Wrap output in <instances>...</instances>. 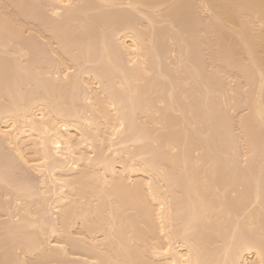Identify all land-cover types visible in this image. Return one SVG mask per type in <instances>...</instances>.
<instances>
[{"label": "bare ground", "instance_id": "obj_1", "mask_svg": "<svg viewBox=\"0 0 264 264\" xmlns=\"http://www.w3.org/2000/svg\"><path fill=\"white\" fill-rule=\"evenodd\" d=\"M6 1V0H5ZM10 1V0H9ZM13 1V0H12ZM11 1V2H12ZM15 1V0H14ZM18 1V0H17ZM20 1H22V0H20ZM25 2L27 1V0H24ZM23 1V2H24ZM29 1V0H28ZM43 1H47L48 2V4L50 5V8H49V14L47 15L49 18H44L45 20H46V23L47 22H50V24H46L45 23V21H44V19L42 20V21H44V24H42L43 25V27H44V25L45 26H52L53 24V27H49V29L51 30L52 29V32H54L53 31V29L55 30V29H57L56 31H58V28H57V26H55V25H57V24H55V22L56 23H60L59 21H64L65 23H60V24H62V25H65L66 27H64V26H62V27H60L59 28V31H58V33L59 34H54L55 36L54 37H57V39H58V42H59V44H60V47H58L59 49L61 48L62 49V52L61 53H63V51L64 52H66V55H67V53H70V55H71V58H74V63H75V61H77L75 64H83V65H87V67H88V65L90 64L91 65V69L90 68H82L83 70H77L78 71V75L77 76H74V77H72V78H74V79H70L69 80V77H68V72H64V70H67V68L66 69H64V70H62L63 72H61V74L62 75H59L58 74V70H55L54 72L53 71H50V67H49V64H47V66L49 67V69H48V67L46 68V67H44V65H42V63H41V58H39L40 57V55H38L39 53H34L33 55H32V53L33 52H35L34 51V47L32 48L33 49V51H32V49L30 48V46H29V48H27V46H26V48L27 49H31L30 51L32 52H30L29 50H28V52L29 53H25L24 54V52H27V49L25 48V46L23 47V48H25V50H23V48H22V46L21 45H23V43H25V42H23V41H21V42H19L18 43V41L16 42V43H18V46H15V47H18L17 48V50H15L14 49V51L17 53H15L14 55L16 56V55H18V54H20V53H23V55H24V57H26V58H24L23 56H22V54H20L21 55V57H23V59L22 58H20V55H18L19 56V58H18V56H11L10 58H8L9 57V54L7 53V52H11L10 53V55L12 54V51H8L7 50V48H6V53L8 54V55H6L5 56V49H4V51L3 50H1V51H3V53L4 54H2V53H0V55L2 54L3 56H0V148L2 149L3 147L4 148H6V149H8L9 151H10V153L8 154L10 157H11V159H12V157L15 159V160H17V161H19V162H21L24 166L23 167H25L26 169H29V170H32V171H35V172H37V173H39L40 174V176H39V181H38V184L36 183L35 185H33V184H31V183H33L32 181H26V179H21V178H19V180L21 179V181H16V182H12L11 180V171H10V167H8L9 165H10V163H9V165L7 164H5L4 165V162L2 163V161H1V158H0V184L1 183H5L6 184V186H5V189H4V191H6L5 193H4V197L5 196H7L8 197V193L10 192V189L11 190H13L14 191V198L12 199V197H11V199L12 200H9L10 202L12 201V205H13V214L15 215V217L18 215V216H20V218H17L18 220L20 219V221H18V220H16V223H19V224H15V227L13 226V228H15V230H16V225H17V229H19V228H21L20 229V231L21 230H23V228H24V230L23 231H25L27 228H25L26 226H29V227H32L33 225L35 226V224L37 223V222H35V220L37 219V218H35L34 216H38V219L36 220V221H41V223L39 222V224L40 225H38V230H39V226H41V224H46L47 225V227H48V225L50 226V227H48V232H45L46 231V229H44V230H42L43 228H42V226L40 227V228H42V229H40L41 231V233H42V235L40 234V236H42V237H39V238H42V239H40L39 241L40 242H36L37 244H35V243H32V242H34V240H37V239H35L34 238V236H32L33 238H32V244H34L32 247H31V245H30V247L28 246L29 245V243L27 244L25 241V237L23 236V234H21L19 231H13L14 232V235H16L17 234V232L20 234V235H17V236H20V238H21V235H22V237H23V239L25 240H22V242H24L25 244H23V243H21V244H23V247L25 246V247H27L28 246V248H25V249H27V250H21L22 251V256H24V257H20V258H24L25 259V257L27 258V256H25V255H27L26 253L28 252V253H32V251L31 250H36V251H38V253H36L37 255H35V257L36 256H38V255H40V253L42 254V256L43 255H45V256H47L48 257V255L49 256H51L52 254H53V248L54 247H59V248H61V250L62 251H64L65 253H67V251L66 250H68V249H66V247L64 246V245H60V243L59 244H57L58 242L56 241H54V240H52L51 239V236L54 234H61V230H63V234L64 235H62L63 237H64V240H66L67 241V239L69 240L70 238H72V239H74L75 237H73V233L74 232H72L71 230H70V228H72L73 226H75V224H76V220H75V218H77L78 216H80V218L78 217L77 219L79 220V219H81V225H82V227L83 226H85V228H86V225H87V227L88 226H90V224H91V226H93V225H95V223L93 222V223H89V218H87L86 217V215H87V213H86V211H87V209H86V211H85V214H84V212H82L83 214H84V216L83 215H79L78 213H76L75 212V214L73 213V211H71L70 209L73 207L74 208V206L75 207H78L79 209H77V210H80V207H81V204H82V202L80 203V200L78 199V198H76V197H78L77 195H82L83 193H85V192H87V190H85L86 189V186L87 187H94V185L96 184V186L98 185V184H100V185H98V186H103L104 185V187L106 188L107 186H108V188L109 189H107L108 191H110V189H112V193H113V195H114V198L113 197H108V199L110 198V199H112L111 201L113 202V200L115 201L114 203H112V202H109L110 203V205L113 207V209L114 210H116V211H114V215L116 216V217H119L120 216V213L122 214L125 210H126V212L128 213V217H127V214L126 215H124L125 213H123V215H121L120 217H121V219H119L120 221H122V222H120V221H116L117 222V228L115 227V229H117V230H119L120 232L121 231H123V232H125V234L124 235H126L127 233H128V231L127 230H125L126 228L125 227H127V225L126 224H128V223H126L130 218V222H129V224H128V228L129 227H131L130 225H132V227H133V225H135L136 223L134 222V224H133V221H134V219H132V218H136L137 217V215H139L138 216V218L141 220V222H144L145 223V229H147V231L150 233V239H153L154 240V238L156 237H158L159 238V242L160 241H162V244H157V245H155V243H156V241H155V243L153 242V246H151V243H149L150 244V246H148V248L149 247H151V248H149L150 249V251H149V253H148V251H146L145 253H143L145 250H147L146 248H145V250L144 249H141V248H143V247H146V246H144V245H142V247L140 248V249H138L139 247H140V245L139 246H137V248H132L134 251H135V253L132 251V257H129V256H127V255H125V254H127V253H129L128 252V249L127 248H129L127 245L128 244H126V239H125V237H129V235L128 236H125V237H123V238H119L118 239V237H116V236H114V232H111L112 234V236L114 237V238H116V239H114L115 241H113V239H112V237L111 236H109V237H111V238H109V237H107V238H105V239H108L107 241L109 242H106V240L105 241H103V242H106L105 243V246H104V248L106 247V245H107V247L108 246H110V244H111V247L112 248H114L113 250H110L111 251V254L109 253V256H108V258L107 257H105V256H107V255H105L106 254V250L109 252V247L107 248V249H105L104 250V252L103 253H105V254H103V256H100L99 257V255H101L102 254V250L100 251V250H98V252L100 251L101 252V254H100V252L98 253V254H95L96 255V257H97V259L98 258H100V259H96V257H95V255H93L92 256V258L93 257H95V259L93 258V260L90 258L91 257V255H90V257H89V255L87 256V257H89V258H87V259H85V260H83L82 262H83V264H118V263H121V262H117L116 261V259L118 258V259H120V256H118L117 258H116V256L115 255H117L118 254V252L121 254V256H124V258H126V260L128 261V262H130L129 264H135L136 262V264H140L141 262H142V260L145 258L144 256L146 255V254H150L149 256H156L157 258H160V260H161V263H158V261H156V263L155 264H213L212 263V261L214 260L215 261V264H264V216H263V213L262 212H264V209H263V211H262V209H261V207H259V205H256V204H254L253 202H256V203H260V200H261V202L263 201L264 202V194H262V193H264V190H263V187H264V184H262L263 182H264V177H263V179L261 180L260 179V177L261 176H258V177H256L255 175V177H256V179H254V178H252V179H250V174H252V173H244L245 172V170L244 169H240V168H238V171L239 170H241L240 172H242V174L244 173V177L246 176L247 177V179H246V183L243 181V180H245V178H242V176H238L237 174H239L240 175V173L238 172L237 174H236V172H234L233 171V168L235 169V167H232L231 168V166H228V167H230V171H229V169H228V167L227 166H223V168H219L218 167V165H216V166H214V165H212L211 166V168H209L208 167V169H206L205 171H203L202 170V173L203 172H205V174L203 173L202 175L199 173H192L191 175H186V171H184V173L182 172V174H181V172L180 173H176L177 175H179V174H181V177H179L178 178V176L176 175V177L178 178H176L175 177V175H173V174H170V175H173L174 176V178H175V180L177 179V181L175 182V183H179L180 181H181V183L183 184H178V187H181V185L182 186H186V182L188 183V188H186L185 186V191H183V192H185V193H183L182 191V193H183V197L184 196H187L186 197V199H185V197H184V199L188 202H186L187 204H185V206H186V208H185V210H187V211H184V209L181 211V213H182V219L181 220H183L184 219V217H185V214L187 215V217L184 219V221H183V224H181V220H179V218H176V217H178V216H175V215H179V213L180 212H178L176 209L173 211V209L175 208V207H177V206H175V205H180L181 207H179L178 206V208H180V209H182L183 207V205H181V204H183V203H185V201L184 200H182L183 201V203H182V201H180V202H177L178 200H177V198L178 199H180L182 196H179V197H177L176 198V200H175V197H172L173 198V201H174V203H172L173 201L172 200H168V196H167V192H168V189L171 191L172 189H174V188H170V185H168L169 183H167V184H163V185H161V183L160 184H158V182H160L159 181V179H158V181H154V179L152 180V178H153V176L154 175H156V173H154V172H157L158 174H159V172H161L162 170L163 171H165L164 170V165H162L163 166V168H160V167H162V166H159V164H158V162L157 161H159L160 162V159L163 157V155H164V150L163 149H165V147L164 148H158L157 147V149L156 148H154L155 149V151L154 150H152L151 149V151H153V152H156V157L157 158H159L160 156V158L159 159H157L155 156H153V157H151V156H147V157H151V159H155L156 158V160H155V162L152 164V163H149V164H152V165H150V167L149 168H145L144 169V167H136L137 165H142V160H140L141 162L140 163H138V159H136V157L134 156V155H132L131 153H129L128 151H126L125 149H127V148H125L124 149V147H126L125 145V142H126V139H124L123 138V134H122V136L120 137V138H122V139H118V141L117 140H115V139H113L112 138V136L114 135V134H116V133H119L120 135H121V133H123V131L122 130H124V129H126V127H124L123 125H125V124H127V121H129L128 119H136V117H137V112H138V116H140V112H142V111H144L145 110V107L144 106H146V104H149L148 106H151V107H149V108H153V107H155L156 108V106H157V104H156V100H160L161 99V101L162 100H165V99H167V98H169L170 97V101H172V102H167V103H170L171 105H169V106H167V105H165V103L166 102H162L164 105H160L161 107H158L159 109H158V111L160 112V115H159V117L161 116V114H162V117H163V115H166L167 114V112H169V111H171L172 109H173V111H175V110H180V112H182L181 110H182V108H180V104L182 103V101L183 100H179L180 101V103H179V105H178V99H182V97H183V95L181 96V94H184L183 92L179 95H172V93L174 92L173 90H175L176 89V87L174 88L173 87V85L175 84V82L174 81H172V79L173 80H175L174 78H172V76H171V74L168 76V73H167V71L166 70H164L166 67L164 66V64H165V59H167L168 57V53L170 54V52H172V51H174V52H176L177 53V55H176V60H178L177 62H179L180 64H178L177 63V65L179 66V65H185V63L184 62H186L187 63V61H190V62H188V64H186L187 66H191L192 67V69L195 71V73H193V72H191V69H188V71L190 70V73L189 72H186L185 73V70L188 68L186 65V68H185V70H184V73L186 74V75H188L187 73H189V75H193V77L194 78H196L195 80V82L196 83H198V81H200V83L199 84H201L204 80V78H206V75H205V77L202 75V73H200V70H198V68L196 67V65H198V64H196L195 66L193 65V62H192V57L193 58H195L193 55H192V51H193V49H195V47L193 48L192 46H195L194 44H195V42L196 41H194V39H193V37H191V32H189L190 30H193L194 28L192 27H190V24L191 23H188V25H189V27L187 28V25H184L186 22H182V18H184V17H179L178 15H180V16H186V14L185 13H183L182 14V12H186V11H188V9L189 10H191L192 11V9H191V7H194V6H191L192 4L194 5V3L196 4V0H43ZM31 2V1H30ZM29 2V3H30ZM33 2V1H32ZM46 2V3H47ZM192 2V4L190 5V3ZM200 3V6H198L199 5V3ZM8 3V2H7ZM14 3V2H13ZM18 3V2H17ZM26 3H28V2H26ZM203 3V4H202ZM10 4H12V3H10ZM15 4H16V2H15ZM14 4V6H16V8H18V5H15ZM19 4V3H18ZM33 4H34V2L32 3V5H30V7L32 8V6H33ZM48 4L46 5L47 7H48ZM67 4H70L71 5V7H66L65 5H67ZM202 4V5H201ZM8 5V4H7ZM20 5V4H19ZM23 5V4H22ZM21 5V6H22ZM35 5V4H34ZM197 7H200L201 8V11L203 10H210V12L213 14L212 16H210V17H213V19H212V21H213V25L215 24V20H216V24H215V26L216 25H218V24H220V28H219V30H217L216 29V31L214 32V34H217V32L219 33V35H217V36H215V37H217L216 39L217 40H213L214 41V43H215V41L218 43L219 42V45H217L216 43V45L217 46H219V48L221 49V51H220V49L218 48V50L219 51H217V49L215 48V47H217V46H212V44L211 43H213V41H211L212 39H210V38H212L213 37V35L211 36L210 34L211 33H213V30H211V28H212V24H210V28H209V26H205L204 28H206L205 29V31H204V29L202 30V32L201 33H204L205 32V34H203V35H201L200 36V38H202L201 40H202V42H200V40H199V42H200V44L201 43H204L205 44V46H204V48H205V50L206 49H208V51L209 52H207V50H206V52L208 53V55L210 54V53H213V58H216V57H214V50H216V53H215V55H218V56H220V52H223V50H225L226 48H228L229 47V53H231V54H229L228 53V50L226 51H224L225 52V54H227L229 57H231V62H232V64L231 65H233V66H231L230 64H229V62H228V60H229V58L227 57V55H225L226 56V58H228L227 59V68L229 69V68H231V67H233L234 68V66H236L237 68L236 69H238V66H239V68L241 69V71H242V74L244 73H246L247 72V70H248V73H249V71L251 70H253L255 73H257L258 74V76L260 77V80H259V87H257V88H259V92L257 93V95L255 96L254 94H253V96H255V97H257L256 99H255V97H253L254 99L252 100V102L253 103H251L250 101H249V103H251V105H252V107H251V105H249V107H251V108H249L250 109V111H251V114L249 115H247V117H248V119L250 118V123H254V121H255V125H253V128H256V129H252V128H249V129H252V130H258L257 132H255V131H252L253 133H254V136L252 137V135L250 136L251 138H256V143L258 142V143H261V144H257V145H260V146H258V148H255L254 147V149H252L251 148V151L253 150H256V149H260V151H261V148H263V145L262 144H264L263 142H264V0H197ZM36 6V5H35ZM120 6H125L126 8H124L123 7V10H121L122 9V7L121 8H119ZM202 6V7H201ZM1 7H3V6H1ZM5 7V6H4ZM7 7H10V6H6V8ZM46 7V8H47ZM196 7V6H195ZM23 8H24V6H23ZM22 8V9H23ZM26 8V7H25ZM29 7L27 6V9H28ZM31 8H29V9H31ZM38 8V7H37ZM204 8H206V9H204ZM9 9V8H8ZM19 9H21V8H19ZM18 9V10H19ZM6 10V9H5ZM5 10H3V11H5ZM24 10V9H23ZM197 10V8H194V11H192L193 13L195 12ZM200 10V9H199ZM7 11V10H6ZM21 11V10H20ZM103 11V12H102ZM132 11H134L133 13H134V16L136 17H138L139 18V15H140V19L139 20H141V16L143 17V19H144V21H146L145 23L146 24H142V23H140L142 26L143 25H145V26H139V24L138 23H136V24H134L133 22H137L138 21V19L135 21V17L134 16H132V18L130 17V15H131V13H129V12H132ZM198 11V10H197ZM202 11V12H203ZM25 12H27V11H25ZM47 12V11H46ZM100 12H102V14L100 13ZM188 12H190V11H188ZM188 12H186V13H188ZM4 13V12H3ZM29 13H31L30 12V10H29ZM128 13H129V15H128ZM180 13V14H179ZM98 14H99V16H98ZM135 14H138V15H135ZM192 14V13H191ZM207 14V13H206ZM205 14V15H206ZM4 16H5V14H3ZM2 15V16H3ZM6 15L8 16H10V14H9V10H8V14H7V12H6ZM25 15V14H24ZM33 15V14H32ZM36 15V14H35ZM39 15H42V14H40L39 13ZM45 15V14H44ZM101 15H102V17H101ZM157 15H159L160 17H162V19L159 17H156ZM189 15H190V13H189ZM211 15V14H210ZM3 16V17H4ZM28 18H29V15L27 14L26 15ZM31 16V15H30ZM46 16V15H45ZM44 16V17H45ZM82 16V17H81ZM94 16V17H93ZM154 16L156 17V20H154ZM196 16V15H195ZM13 17V16H12ZM12 17H8V19L9 18H11V21H12V19H14V17L12 18ZM26 17V18H27ZM34 17V16H33ZM32 17V18H33ZM36 17H37V15H36ZM42 17V16H41ZM95 18V19H92V18ZM97 17H100V18H97ZM187 17H189V16H187ZM194 17V16H193ZM201 17V16H200ZM203 17V16H202ZM208 17V16H207ZM7 18V17H6ZM6 18H5V22H6ZM97 18V19H96ZM133 18H135V19H133ZM179 18V19H178ZM3 19V18H2ZM16 19V18H15ZM89 19V21L87 22V20ZM100 19V20H99ZM132 19L134 20V21H132ZM188 19V18H187ZM196 19V18H195ZM195 19L193 18V20L195 21ZM204 19V18H203ZM209 19V18H208ZM208 19L206 20L207 22H209L208 21ZM19 20H21V19H18V21ZM30 20V19H29ZM40 20V19H39ZM40 20V21H41ZM91 20H92V22L95 24L97 21L99 22V24H101V23H103L102 25H101V27H100V25L98 24V22H97V27H100L101 28V31H100V39H99V41H98V48H100V46H101V48H100V51H99V53L98 54H92V53H96L95 51L96 50H94V49H92V51L90 50V49H88V45L90 46L89 48H92V44H90V43H92V42H90V41H88L87 39H89L88 37H87V35L89 36V34H86V32H85V30H88V28H89V26H87L86 27V25H90V23H91V26H92V22H91ZM96 21V22H94V21ZM158 20H160V21H158ZM181 20V21H180ZM199 20V19H198ZM1 21V20H0ZM9 21H10V19H9ZM15 21V20H14ZM13 21V22H14ZM16 21H17V19H16ZM15 21V22H16ZM37 21V20H36ZM101 21V22H100ZM158 21V23H156ZM162 21V22H161ZM185 21H186V18H185ZM193 21V22H194ZM200 21H201V19H200ZM204 22V23H207V22ZM14 22V23H15ZM22 22V21H21ZM139 22V21H138ZM155 22V23H154ZM161 22V23H160ZM165 22V24H163ZM188 22H190V20H188ZM192 22V21H191ZM2 22H0V31H2V30H4V28L2 29V27L4 26V27H6L5 25H3V23L1 24ZM38 23V22H37ZM43 23V22H42ZM70 23H72L71 25H72V27H71V25H70ZM89 23V24H88ZM108 23V24H107ZM180 23H183L182 25H180ZM195 23V26L197 25L196 24V21L194 22ZM197 23H199V21L197 22ZM5 24V23H4ZM11 24V23H10ZM209 24V23H208ZM2 25V26H1ZM40 25V24H39ZM68 25V26H67ZM70 25V26H69ZM73 25H75V26H73ZM159 25H161V26H159ZM165 25H167V27L165 28L164 26ZM192 25V24H191ZM201 25V24H200ZM47 26V27H48ZM59 26H61V25H59ZM77 26H78V29L80 28V27H82L81 29L82 30H84V33H82L83 31L81 30L80 32H78V36L75 38V35H74V33H71V32H73L74 30L76 31V30H78V29H76L77 28ZM80 26V27H79ZM85 26V28H83ZM94 26V25H93ZM92 26V28H94ZM157 26V27H156ZM163 26V29H165L164 31H163V29H160V27H162ZM182 28H184L185 26V29L182 31L181 30V27ZM204 26V25H203ZM221 26H222V28H221ZM8 27V26H7ZM6 27V28H7ZM41 27V26H40ZM64 27V29H68L67 31L69 32H67V33H64V32H66V30H62L61 28H63ZM69 27V28H68ZM71 27V28H70ZM218 26H216L215 28H217ZM225 27V28H224ZM44 28H46V27H44ZM170 28V29H169ZM187 28V29H186ZM159 29L161 30V31H159ZM167 29V30H166ZM190 29V30H189ZM227 29V30H226ZM229 29V30H228ZM8 30H9V28H8ZM46 30H47V28H46ZM64 31L63 33H62V31ZM94 30V29H93ZM168 30H171V31H168ZM223 30V31H222ZM227 31V32H225V31ZM5 31H6V29H5ZM5 31H4V33H5ZM55 31V32H56ZM60 31H61V33H60ZM170 33V34H168V32ZM185 31H187V33H188V37L186 36L187 34H186V32ZM204 31V32H203ZM229 31V32H228ZM231 31H233L232 32V34H231V37L233 36V38H231L230 37V35H229V33H231ZM159 32H161V33H163L164 34V36L162 35V36H160L161 35V33H159ZM166 32V33H165ZM174 32V33H173ZM209 32H211L210 34H208ZM1 34H2V32H0ZM6 33H10V30H9V32H6ZM88 33V32H87ZM191 33V34H190ZM200 33V32H199ZM51 34H53V33H51ZM86 34V35H85ZM172 34H177L178 36H179V39H178V44H177V48H175V49H173V47H172V51H170L169 52V48L166 46V43L168 42H166V43H164L165 41H166V39H164V38H168V40L170 39V40H172ZM233 34H235V35H233ZM6 35V34H5ZM70 37H69V36ZM74 35V36H73ZM83 35V36H82ZM166 35V36H165ZM193 35V34H192ZM200 35V34H199ZM209 35V36H208ZM12 36V35H11ZM72 36V37H71ZM79 36H81V37H79ZM177 36V37H178ZM189 36L192 38H189ZM196 36V35H195ZM204 38H203V37ZM79 37V38H78ZM82 37H84V38H82ZM90 37V36H89ZM176 37V38H177ZM197 37V36H196ZM195 37V38H196ZM208 37H210V38H208ZM81 38V42L78 40V39H80ZM87 38V39H86ZM160 38H163V39H161L160 40ZM175 38V39H176ZM189 38V39H188ZM231 38V39H230ZM7 39H9V38H7ZM73 39V40H72ZM85 39H86V41H85ZM175 39H174V41H175ZM211 41L210 43H209V41ZM11 40V39H10ZM72 40V41H71ZM162 40H164V41H162ZM197 40V39H196ZM219 40V41H218ZM8 41V40H7ZM74 41V43H72ZM83 41V42H82ZM88 41V42H87ZM194 41V42H193ZM4 42V41H3ZM84 42H86V43H84ZM90 42V43H89ZM191 42H193V45H192V43ZM222 42V43H221ZM9 43V42H8ZM22 43V44H21ZM80 43H82V45L80 44ZM164 43V44H163ZM169 43H170V41H169ZM12 44V43H11ZM21 44V45H20ZM26 44V43H25ZM29 44V43H28ZM79 44V45H78ZM87 44V45H86ZM203 44V45H204ZM209 44V45H208ZM211 44V45H210ZM224 44V45H223ZM3 45L5 46V44H2V46L0 45V48H2L3 47ZM13 45V44H12ZM20 45V46H19ZM86 45V46H85ZM176 45V44H175ZM214 45V44H213ZM226 45V46H225ZM7 46V45H6ZM32 46V45H31ZM174 46V45H173ZM15 47H13V48H15ZM83 47H85V48H83ZM213 47V48H212ZM222 47L223 48H225V49H222ZM9 48H11V47H9ZM12 48V49H13ZM80 48V49H79ZM198 48V47H197ZM12 49H10V50H12ZM87 49L88 50H90V51H87ZM24 51V52H22V51ZM80 50V51H79ZM196 50V49H195ZM193 51L194 53V55H197L196 54V51ZM204 50V51H205ZM0 51V52H1ZM82 51V52H81ZM84 51V52H83ZM94 51V52H93ZM200 51H202V50H200ZM60 52V51H59ZM173 52V55L174 54H176V53H174ZM203 52V51H202ZM219 52V53H218ZM82 53V54H81ZM26 54H28V57H27V55ZM81 54V55H80ZM190 54H191V56H190ZM26 55V56H25ZM35 55V56H34ZM37 55V56H36ZM68 56H69V54H68ZM80 56V57H79ZM95 56V57H94ZM98 56V60H97V63H100L99 62V60L100 61H102L103 62V59L105 60V61H107L108 63H106V64H104V65H101L102 63H100V65L101 66H111L110 68L109 67H106L108 70H106V68L104 67V69L105 70H103L104 72L102 73H100V75L99 74H97V73H95V70H93L92 69V62H94V59L96 58ZM171 56H172V54H171ZM200 56H201V54H200ZM8 59H7V58ZM70 57V56H69ZM138 57H142V58H150V61H149V63L150 62H152L151 63V68L152 69H154L153 67H157L156 69H158V70H156V73L158 74V76H157V79H155L154 80V83H155V81H156V84L158 83L157 82V80H158V78L160 79H162L161 81L160 80H158L159 82H161V83H158L157 84V86H153L154 85V83L152 84V86H151V89L153 90V91H151L152 93L154 92H157V91H160V92H162V94L161 95H159L160 93H158L157 92V95L158 96H156V98H154V102H155V105H154V103H153V101H152V103L153 104H150V102L151 101H149V100H147V101H145L146 99H149L148 97H146V99L145 100H143L144 102H148V103H144V104H141V102L139 103V101H140V99H139V93H137V89H135L137 86V84L135 83L136 81H139V80H136L135 81V74H138L137 72H139V70H140V68H143V67H145L146 66V63H147V61L145 60V61H143L144 63H143V67H141V66H137L136 65V68H137V71H135V70H133V69H135V65H132V67L130 68V67H127L128 65H123V63L125 64L126 63V61L129 63H132V64H137L138 62V64H140L141 62H140V60L138 59ZM174 57V56H173ZM207 57V56H206ZM123 58L125 59L124 61H123ZM190 58V59H189ZM200 58V57H199ZM203 58V57H202ZM220 58V57H219ZM218 57L216 58V59H219ZM221 58H222V54H221ZM38 59L40 60V61H38ZM102 59V60H101ZM117 60V62L115 61V60ZM169 59V58H168ZM167 59V60H168ZM198 59V58H197ZM215 59V60H216ZM118 60H119V62L121 61L122 62V66H121V62H120V64H118ZM164 60V61H163ZM167 60H166V62H167ZM215 60H211V62H215ZM224 60V59H223ZM236 61V62H234L235 64H233V61ZM72 61V60H71ZM142 61V60H141ZM219 61V62H218ZM217 62V66H219L220 65V62H221V64H222V61H220V59L218 60ZM225 62H226V59L224 60ZM29 62V63H28ZM40 62V63H39ZM30 65L29 67H32V68H27V66H28V64ZM105 63V62H104ZM110 63V64H109ZM164 63V64H163ZM184 63V64H183ZM190 63H192V64H190ZM195 63H198V62H196L195 61ZM216 63V62H215ZM78 64V66H80ZM81 64V65H82ZM162 64H163V66H162ZM167 64V63H166ZM165 64V65H166ZM83 65H82V67H83ZM141 65V64H140ZM153 65V66H152ZM154 65H156V66H154ZM51 66V65H50ZM73 66V65H72ZM77 66V65H76ZM96 66H97V64H96ZM100 66V67H101ZM123 66H125V67H123ZM147 66H149V65H147ZM146 66V67H147ZM149 66V67H150ZM184 66V67H185ZM199 66V65H198ZM214 66V65H213ZM224 66H225V69H226V63L224 64ZM224 66H223V68H224ZM81 67V66H80ZM132 69L131 70V72H130V70L128 71V69ZM145 67V68H146ZM149 67H147V68H149ZM165 67V68H164ZM181 67H183V66H181ZM215 67V66H214ZM242 67V68H241ZM244 67V68H243ZM15 68V71H16V68L19 70V72H18V74H20V72H22L21 73V75H18V74H15V73H13L14 71H13V69ZM52 68V67H51ZM102 68V67H101ZM112 68H114L115 70L113 71L112 70V73H115V71H117L116 72V74L115 75H118V76H120V77H118L117 76V79L119 80V78H120V85H121V87H123V86H125V88L123 87L122 89H123V91H122V89H120L119 91L120 92H122V93H120L119 92V94H118V96H117V94L115 93H113V94H111V92L110 91H112V88H111V90H109V92L110 93H108V91H106V90H108V88H109V86L110 85H108V83H112V81H110L109 79L111 78L110 76H112L113 77V75L111 74L110 76H109V70H111ZM125 68V69H124ZM144 68V69H145ZM219 68H221V67H219ZM219 68H216V70L217 69H219ZM5 69V70H4ZM80 69V68H79ZM94 69H95V67H94ZM98 69V68H97ZM96 69V70H97ZM127 69V70H126ZM139 69V70H138ZM144 69H141V72H143V70ZM239 69V70H240ZM242 69H245L244 70V72H243V70ZM250 69V70H249ZM102 70V69H101ZM125 70V71H124ZM147 70V69H146ZM183 70V69H182ZM192 70V71H193ZM196 70H198V71H196ZM221 71H223L224 69H220ZM220 70H218V71H220ZM227 70V69H226ZM32 71V72H31ZM107 71H108V73H107ZM148 71H149V69L146 71L147 73H148ZM154 71H155V69H154ZM218 71H216V72H218ZM27 72H29V73H27ZM31 72V73H30ZM98 72H99V70H98ZM106 72V73H105ZM130 72V73H129ZM135 74H134V73ZM208 72V71H207ZM80 73V74H79ZM119 73V74H118ZM146 73V76L148 75ZM159 73L161 74L160 75V77H159ZM198 73H200V74H198ZM224 73V72H223ZM229 73V72H228ZM241 73V72H240ZM247 73V74H248ZM24 74H28L29 76H30V78L28 77V79H27V77L26 78H23V75ZM77 74V72L75 73V75ZM134 74V75H133ZM150 75H151V73H149ZM154 74H155V72H154ZM197 74H198V79H197ZM217 74V73H216ZM225 74V73H224ZM251 74H252V72H251ZM18 75V76H17ZM103 75H107V76H103ZM156 75V74H155ZM188 75V76H189ZM200 75V76H199ZM26 76V75H25ZM24 76V77H25ZM134 76V77H133ZM139 76V75H138ZM137 76V78L138 79H140L139 77ZM142 76H143V74H142ZM163 76V77H162ZM203 76V81L200 79V77H202ZM247 76V75H246ZM76 77V78H75ZM89 77H92V79H96L95 81H96V85H97V83H98V86H96L95 88V90H96V92H98L97 90L100 88V92H101V94L103 95L102 97L104 98V100L102 99V102L104 103V104H106V105H104L102 102H100V100H98V101H96V99H95V95L93 96V94L92 93H94V92H91V90H93L90 86H89ZM108 77V78H107ZM133 77V78H132ZM141 77V76H140ZM171 77V79H169ZM175 77V76H174ZM177 77V76H176ZM190 77H192V76H189V78ZM250 78H251V76H249ZM22 78V79H21ZM143 78V77H142ZM154 78H156V77H154ZM167 78H168V80H167ZM182 78V77H181ZM188 78V79H189ZM27 79V80H26ZM130 79H132V80H130ZM166 81H165V80ZM209 79V78H208ZM247 79H249V78H246V81H247ZM252 79H253V77H252ZM252 79L250 80L249 79V82L250 81H252ZM19 80H21V82L22 81H24V82H18ZM26 80V81H25ZM91 80V79H90ZM111 80H112V78H111ZM134 80V81H133ZM165 81V82H167V83H165V84H167L168 86L166 87L165 86V89H163V90H165L164 92H166V94L161 90V89H159L158 87H160L161 85L160 84H162L163 82L162 81ZM178 80V79H177ZM186 80V79H185ZM198 80V81H197ZM110 81V82H109ZM129 81H130V85H129ZM134 83H133V82ZM179 81V80H178ZM183 81V80H182ZM188 81V80H187ZM193 81V80H192ZM152 82V81H151ZM172 82V83H171ZM180 82H181V80H180ZM185 82V81H184ZM183 82V83H184ZM205 82H206V80H205ZM205 82H204V84H205ZM249 82H246V83H249ZM106 83V84H105ZM174 83V84H173ZM182 83V82H181ZM187 83V82H186ZM186 83H184V84H186ZM211 83V82H210ZM252 82H250V84H251ZM100 84V85H99ZM104 84L106 85V86H104ZM133 84H135V85H133ZM151 84V83H150ZM149 84V85H150ZM180 84V83H179ZM188 84V83H187ZM194 84V83H193ZM203 84V83H202ZM208 84V83H207ZM21 85V86H20ZM80 85H81V87L83 88V90H80L79 89V87H80ZM127 85V86H126ZM128 85H129V88H128ZM149 85L147 86L148 88H150L149 87ZM190 85H192V84H190ZM196 85V84H195ZM210 87H209V86ZM208 85H206L205 84V86H208L209 88H206L205 89V87L203 88V89H205V91L207 90V93H205V91H204V93L202 94V95H204L205 96V94H206V98H207V100H208V104H209V101L212 103V102H216V99H210V98H214V97H216V93L213 91V86H211V85H213V84H208ZM256 85H258V84H256ZM134 86H136V87H133ZM163 86V85H162ZM174 86H178V85H174ZM186 86V85H185ZM184 86V87H185ZM65 87H67V90H69V92H67V90H66V92L63 90V92H62V89H64ZM139 87V86H138ZM213 89H212V88ZM218 87V86H217ZM107 88V89H106ZM133 90H135V91H133ZM146 88V87H145ZM148 88H146V90H150V89H148ZM164 88V87H163ZM183 87H181V89H182ZM201 88V87H200ZM199 87H198V90L200 89ZM257 88H255V89H257ZM66 89V88H65ZM128 89V90H127ZM131 89V90H130ZM140 89H141V87H140ZM159 89V90H158ZM194 89V88H193ZM202 89V88H201ZM200 89V91H202ZM210 89H212V90H210ZM127 90V91H126ZM177 90L179 91L180 89L179 88H177ZM218 90V89H217ZM258 90V89H257ZM94 91V90H93ZM124 91H126L125 93H124ZM190 91V90H189ZM192 91V90H191ZM195 91V90H194ZM208 91H209V93H208ZM214 92V94L212 93V92ZM216 91V90H215ZM255 92H256V90H254ZM132 92V93H131ZM143 92V91H142ZM210 92L213 94V95H210ZM99 93V92H98ZM134 93H135V96H134ZM147 93H149V92H147ZM96 94V93H95ZM125 94L127 95L126 97H128V98H126L127 100H126V102H125V100H123L124 99V97H123V95L125 96ZM131 94H133V95H131ZM136 94H138V96L136 95ZM174 94H175V92H174ZM208 94V95H207ZM122 96V97H120V96ZM163 95V96H162ZM167 95H168V97H167ZM200 95V94H199ZM202 95H200L201 97H202ZM215 95V96H214ZM220 95V94H219ZM133 96V97H132ZM143 96V95H142ZM150 96V95H149ZM151 96L152 97H150V100H151V98H153V94H151ZM159 96H162V98L160 97L159 99L157 98V97H159ZM164 96H166L167 98H164ZM173 96H180L181 98H178V97H173ZM193 96H194V94H193ZM198 96V95H197ZM199 96V97H200ZM204 96H203V98H204ZM208 96V97H207ZM210 96V97H209ZM213 96V97H212ZM188 97V96H187ZM195 97V96H194ZM198 97V98H199ZM97 98H99L98 96H97ZM141 98V97H140ZM189 98V97H188ZM202 98V99H203ZM206 98H204V100L206 99ZM216 98H218V97H216ZM137 101H136V100ZM142 99V98H141ZM252 99V98H251ZM186 100V99H185ZM184 100V101H185ZM249 100H250V98H249ZM142 101V102H143ZM78 102H80V104L78 103ZM201 102V101H200ZM77 103L81 106V103H83L82 105L83 106H77ZM198 103H199V101H198ZM210 103V104H211ZM217 103L218 102H216L215 104L214 103H212V105L214 106H216L217 105ZM141 104V105H140ZM193 104V103H192ZM192 104H190L191 106H192ZM182 105V104H181ZM194 105V104H193ZM197 105V104H196ZM211 105V106H212ZM147 106V107H148ZM153 106V107H152ZM162 106L163 107H165L166 109H170V110H166L165 108H164V111L162 110L163 108H162ZM186 105H184V108H186L185 107ZM188 106V105H187ZM202 106V105H201ZM205 106V109L204 108H202V109H204V110H206V107H207V104L206 105H204ZM209 107L208 108H210L211 106L210 105H208ZM144 107V108H143ZM168 107V108H167ZM177 107H179V108H177ZM203 107V106H202ZM86 108H90V112L87 114V113H84V111H85V109ZM109 108V109H108ZM111 108V109H110ZM144 110H143V109ZM187 108H190V107H187ZM211 108H213V107H211ZM215 109H214V111H216V110H218V109H216V107H214ZM147 109V108H146ZM157 109V108H156ZM155 109V110H156ZM191 109V108H190ZM189 109V113H191L192 111V109L190 110ZM249 109H248V111H249ZM87 110V109H86ZM108 110H111L112 111V113H111V111H108ZM142 110V111H141ZM154 110V109H153ZM164 112V113H161L162 111ZM165 110H166V112H165ZM195 110V109H194ZM199 110H201V109H199ZM204 110H202V111H204ZM208 110V109H207ZM206 110V111H207ZM210 110V109H209ZM220 110V109H219ZM140 111V112H139ZM146 111V110H145ZM205 111V112H206ZM114 112V113H113ZM180 112H177V113H180ZM187 111H185V114H189L188 112L186 113ZM195 112V111H194ZM193 112V113H194ZM209 112H213V110L211 111H209ZM209 112H207L206 114H208ZM111 113V114H110ZM166 113V114H165ZM217 113H218V111H217ZM248 113H250V112H248ZM112 114H114V116H115V114H117L118 115V117L116 118V116H115V119L116 120H119L117 123H111L108 119L110 118V119H113V118H111L113 115ZM170 114V113H169ZM169 114H167L169 117H172V116H170ZM182 114V113H181ZM184 114V113H183ZM184 114V115H185ZM201 114V113H200ZM205 113L203 112V114H201V115H204ZM205 114V115H206ZM213 114V116L216 114L215 112H213L212 113ZM108 115H110V116H108ZM112 115V116H111ZM179 115V116H178ZM191 115V114H190ZM194 115V114H193ZM113 116V117H114ZM168 116H166V118H164L165 120H162V124H164L165 125V127L166 128H164V130L163 131H161V132H159V133H161V134H165L164 135V138H161V137H163V136H161L160 138L162 139V140H167V142H168V140L170 141V138H171V135H173V133L175 132L174 130V132L173 131H171V132H173L172 134H171V132H169V129L171 130V129H173V125H174V123L176 124V122L175 121H178L179 122V119H177V117L178 118H180L181 116H180V114H177V117L174 115L173 117L175 118V119H177V120H175L174 119V122H173V117L172 118H168ZM209 116H211V117H213L212 115H208V117ZM109 117V118H108ZM159 117H156V119H160L161 120V117L159 118ZM188 117V116H187ZM192 117V116H191ZM200 117V116H199ZM205 117V116H204ZM218 117V116H217ZM244 117V116H243ZM137 118H139V117H137ZM141 118V117H140ZM146 118H148L147 119V121H149V117H146ZM145 117H143V119L145 120L146 119ZM182 118H184L183 116H182ZM189 118V117H188ZM206 118H207V116H206ZM210 118V117H209ZM245 118V117H244ZM243 118V119H244ZM99 119H103L102 121L100 120L99 121ZM133 119V120H134ZM191 121L193 120V119H191V118H189ZM210 119H212V118H210ZM214 119H215V116H214ZM218 119V118H217ZM220 119V118H219ZM223 119V118H222ZM240 119H241V117H240ZM239 119V120H240ZM243 119L241 120V121H239V122H244L247 118H245V120L243 121ZM248 119H247V121H248ZM251 119H252V122H251ZM142 120V119H141ZM198 120V119H197ZM104 121V122H103ZM135 122H136V120H134ZM150 121L152 122V117H151V119H150ZM159 121V120H158ZM164 121H166L165 123H167V126H166V124L164 123ZM181 121V120H180ZM183 121V122H182ZM181 122H182V124L183 123H187V121H184V119L182 120ZM212 121V120H211ZM215 121V120H214ZM224 121V120H223ZM222 121V122H223ZM140 121L138 120V123H139ZM146 122V121H145ZM160 122V121H159ZM195 122H197V121H195ZM207 122V121H206ZM228 122H230V121H228ZM248 122V124H249V126H250V123ZM130 123H132V121L130 120ZM138 123H136L137 124V126L138 125H140L141 126V124H142V122H141V124H138ZM180 123V122H179ZM240 123V124H241ZM134 124V123H133ZM144 124H146V123H144ZM144 124H142V125H144ZM188 124H190V122L188 123ZM215 124H217V120H216V123ZM214 123L212 124V125H215ZM245 124V123H244ZM163 125V126H164ZM207 125V124H206ZM210 125V126H209ZM220 125V124H219ZM219 125H215V126H218L219 127ZM222 125H223V123H222ZM246 125V124H245ZM122 126L124 127V129H122ZM126 126V125H125ZM180 126H181V124H180ZM207 126H209V127H211V124L210 123H208V125ZM227 126V125H226ZM226 126L223 128V129H225L226 128ZM239 126V125H238ZM241 126H243L244 127V125H242L241 124ZM248 126V125H247ZM142 127H144L145 128V126H142ZM175 127H176V125H175ZM208 127V128H209ZM222 126H220V128H221ZM243 127H241L242 129H243ZM128 128V127H127ZM181 128H182V126H181ZM181 128H179V129H181ZM186 128V127H185ZM206 128V127H205ZM238 128H240V126L238 127ZM122 129V130H121ZM166 129H168L167 131H166ZM211 129V128H210ZM217 129V128H216ZM248 129V130H249ZM121 130V131H120ZM128 130L129 129H127L126 131H127V133H128ZM140 130H141V132H142V128L140 127ZM139 130V131H140ZM147 130V129H146ZM176 130V132H177V130H178V128H176L175 129ZM204 130V129H203ZM202 130V131H203ZM208 130V129H207ZM239 130H241V129H239ZM246 130V129H245ZM148 131V130H147ZM167 133H169V135L168 134H166V132ZM183 131V130H182ZM181 130L180 131H178V132H181L180 134H182L183 132H182ZM209 131V130H208ZM215 131V130H214ZM213 131V132H214ZM223 131H226V130H223ZM251 131V130H250ZM7 132V134L5 135V133ZM125 132V131H124ZM141 132H137L135 135H137L136 137H138V138H134L135 140L134 141H136V142H140V140L142 141V139L146 136V135H144V137H141L143 134L141 133ZM153 131H151L150 133H152ZM186 132V131H185ZM189 132V131H188ZM221 132V131H220ZM219 132V133H220ZM244 132V134L246 133L245 131H243ZM251 132V134H253ZM126 133V132H125ZM126 133V134H127ZM143 133H146V131L144 130L143 131ZM155 133V132H154ZM199 133V132H198ZM202 133H204V132H202ZM207 133V132H206ZM249 133V132H248ZM247 133V134H248ZM255 133H256V136H255ZM103 134H108V137H107V139H109V141H110V143H109V145H108V149H109V151H110V153H108V154H113L117 159H116V163H110V161L113 159V158H110L111 160L110 161H108V160H106L107 159V154H104V152H101L100 153V155L99 156H97V157H92V154H93V152H94V140L96 139V138H98V137H101L100 139H102V136H103ZM125 134V135H126ZM149 136L151 135V134H149V133H147ZM153 134V133H152ZM176 134V133H175ZM174 134V135H175ZM183 134H185V133H183ZM242 134V133H241ZM124 135V136H125ZM139 135V136H138ZM154 135V134H153ZM167 135V136H166ZM173 135V136H174ZM216 135H218V134H216ZM230 135V134H229ZM263 135V136H262ZM128 136V135H127ZM130 136V135H129ZM148 136V137H149ZM167 138H166V137ZM169 136V137H168ZM187 136V135H186ZM246 137L244 138L245 140L247 139V140H249L250 139V137L248 136V135H245ZM135 137V136H134ZM139 137H140V139H139ZM148 137H145L143 140L145 141V139L146 138H148ZM157 137V141H159V139H158V133H157V135H155V138ZM180 137H182L181 135H179L178 134V138H180ZM191 136H189V138H190ZM221 137V136H220ZM222 137H224V135L222 136ZM261 137H263L262 139H261ZM131 138V137H130ZM142 138V139H141ZM154 138V139H155ZM178 138H175L176 140L178 139ZM211 138L213 139V137L211 136ZM219 138V137H218ZM139 139V140H138ZM160 139V142L162 141ZM175 139L172 141V142H174L175 141ZM201 139H202V137H201ZM200 139V140H201ZM210 139V138H209ZM211 139V140H212ZM217 139V138H216ZM219 139H221V138H219ZM219 139H218V141H219ZM225 139V138H224ZM114 140V141H113ZM130 139H128L127 141H129ZM147 140V139H146ZM203 140H204V137H203ZM246 140V141H247ZM253 140V139H252ZM178 141V140H177ZM188 141H189V139H188ZM216 141V140H215ZM225 141V140H224ZM261 141V142H260ZM263 141V142H262ZM167 142H166V144H167ZM176 142V141H175ZM174 142V143H175ZM184 142H185V140H184ZM208 142V141H207ZM212 142V141H211ZM249 142V141H248ZM142 143V142H141ZM162 143H164V142H162ZM180 143V142H179ZM210 143V142H209ZM215 143V142H214ZM213 143V144H214ZM251 143V142H250ZM125 144V145H124ZM159 143H157V145H158ZM177 143H175V144H173L174 146L176 145ZM187 144V143H186ZM205 144V143H204ZM208 144V143H207ZM218 144V143H217ZM216 144V145H217ZM248 144V143H247ZM252 144H254V143H252ZM147 145V144H146ZM161 145V144H160ZM160 145H159V147H160ZM163 145V144H162ZM189 145V144H188ZM262 145V146H261ZM118 146V147H117ZM124 146V147H123ZM155 146V145H154ZM165 146V145H164ZM210 146V145H209ZM227 146V145H226ZM129 147V146H128ZM172 147V146H171ZM170 147V148H171ZM176 147H178V146H175V148ZM184 147V146H183ZM186 147V146H185ZM204 147V146H203ZM251 147V146H250ZM260 147V148H259ZM169 148V149H170ZM135 149H137V147L135 148ZM161 149V150H160ZM172 149V148H171ZM250 149V148H249ZM138 150V149H137ZM144 150V149H143ZM142 149L140 150V151H143ZM147 150H148V148H147ZM149 150H150V148H149ZM157 150H159L160 152H162V153H159ZM167 150H168V148H167ZM180 150H182V149H179V151ZM184 150H186V149H184ZM220 150V149H219ZM145 151V150H144ZM143 151V152H144ZM151 151L149 152V154H147V155H151ZM173 151V150H172ZM183 151V150H182ZM213 151H215V150H213ZM249 151V150H248ZM263 151H264V148H263ZM261 152L263 155H264V152ZM4 152V151H3ZM159 154H158V153ZM205 152H207V151H205ZM205 152H203V153H205ZM259 152V151H258ZM258 152L256 153V154H258ZM148 153V152H147ZM167 153H170L169 152V150L166 152V154ZM172 153V152H171ZM176 153H178V152H176ZM180 153V152H179ZM182 153H184L183 154V156L186 154L185 152H182ZM208 153V152H207ZM221 153V152H220ZM255 153V152H254ZM116 154V155H115ZM145 154V153H144ZM153 154H155V153H152V155ZM161 154H163V155H161ZM166 154H165V158H166ZM216 154V153H215ZM235 154V153H234ZM0 155H1V153H0ZM7 155V154H6ZM138 155V154H137ZM174 155H175V153H174ZM179 155V154H178ZM206 155V154H205ZM204 155V156H205ZM209 155H210V153H209ZM209 155H208V157H209ZM224 155V154H223ZM251 155V154H250ZM259 155H261V154H259ZM168 156V155H167ZM171 156H173V154L171 155ZM201 156H202V154H201ZM252 156V155H251ZM110 157V156H109ZM114 157V158H115ZM140 156H138L137 158H139ZM142 157V159L144 158L143 156H141ZM155 157V158H154ZM176 157H178V156H176ZM176 157H173V158H176ZM181 157H182V155H181ZM184 157H186V156H184ZM207 157V156H206ZM172 158V157H171ZM204 158V157H203ZM212 158H213V156H212ZM212 158L210 157V159H211V161H215V159L214 160H212ZM235 158V157H234ZM148 159V158H147ZM146 159V160H147ZM200 159V158H199ZM221 159V158H220ZM250 159V158H249ZM253 159V158H252ZM6 160V159H5ZM114 160V159H113ZM171 160V159H170ZM208 160H209V158H208ZM217 160H219L218 158H217ZM226 160V159H225ZM228 161H230V157H229V159H227ZM6 161H8V160H6ZM5 161V162H6ZM115 161V160H114ZM161 161H162V159H161ZM173 161H174V159H173ZM172 161V162H173ZM220 161V160H219ZM95 162H97L99 165L101 164V166H99V169L95 172V173H93V172H90V169L91 168H93V165L95 164ZM157 162V164H158V166L156 167V165H155V163ZM171 161H169V165H170V163H172ZM184 162H185V159H184ZM184 162H182L181 164H184ZM187 162V161H186ZM224 162V161H223ZM226 162V161H225ZM233 162V161H232ZM247 162V161H246ZM252 162V161H251ZM254 162V161H253ZM253 162H252V164H253ZM216 163V162H215ZM231 163V162H230ZM229 163V164H230ZM144 164L146 165V163L144 162ZM166 164V163H165ZM203 164V163H202ZM209 164V163H208ZM218 164H220L219 162H218ZM232 164V163H231ZM262 164V163H261ZM144 165V166H145ZM155 166V168H156V171H154L155 170V168H154V166ZM187 165H188V162L186 163V167H187ZM222 165H224V164H222ZM222 165H219L220 167H222ZM226 165V164H225ZM228 165V164H227ZM235 165V164H234ZM238 165V164H237ZM251 165V164H250ZM249 165V166H250ZM143 166V165H142ZM148 166V165H147ZM151 166L153 167V168H151ZM171 166V165H170ZM193 166V165H192ZM200 166H201V164H200ZM209 166H210V164H209ZM246 166V165H245ZM166 167H167V165H166ZM175 167H177V166H174V168ZM205 167H206V165H205ZM204 167V168H205ZM244 167V166H243ZM247 167V166H246ZM246 167H244V168H246ZM250 167H253V166H250ZM250 167H247V168H249V172H251L250 171ZM257 167H258V164H257ZM256 167V168H257ZM259 167H260V165H259ZM261 167H262V165H261ZM158 168L161 170V171H158ZM169 167H167V169H168ZM173 168V167H172ZM193 168H194V166H193ZM207 168V167H206ZM242 168V167H241ZM246 168V169H247ZM254 168V167H253ZM153 169V170H152ZM166 169V168H165ZM179 169V168H178ZM183 169H184V165H183ZM228 169V170H227ZM19 170V169H18ZM92 170V169H91ZM174 170V169H173ZM187 170V169H186ZM190 170H193V169H190ZM243 170V171H242ZM248 170V169H247ZM246 170V171H247ZM252 170V169H251ZM261 170V171H260ZM258 169V171H260L261 173H263L264 172V167H262L261 169ZM263 170V171H262ZM13 171H15V170H13ZM153 171V172H152ZM195 170H193L192 172H194ZM236 174V176H234L235 174H233V172ZM256 171H257V169H256ZM257 171V172H258ZM16 172V171H15ZM128 172V174H129V172L130 173H132V172H136V173H139L140 175H142V176H140V175H138L137 174V176L134 178H132V177H130V175H126V173ZM189 172V171H188ZM187 172V173H188ZM199 172H201V171H199ZM248 172V171H247ZM257 172H255V169L253 170V174H256ZM14 173V172H13ZM136 173H135V175H136ZM151 173H154V174H151ZM191 173V172H190ZM189 173V174H190ZM232 173V174H231ZM15 174V173H14ZM18 174H20L21 175V173H17L16 175H18ZM24 174V173H23ZM23 174H22V176H23ZM161 175H162V172L160 173ZM169 173H167L166 172V176L168 175ZM233 175L236 179H234L233 178V176H231V175ZM252 174V175H253ZM187 176V179H185L184 177V179L182 178V176ZM227 175H228V177H227ZM258 175H260V174H258ZM264 175V174H263ZM14 176L15 175H13V178H14ZM89 176H90V179L92 180V178L93 179H95V181L97 182V183H95L94 182V184H93V182H91L90 180H89ZM124 176H128L127 178L129 179V178H131L130 180H129V182H128V179L126 178V177H124ZM180 176V175H179ZM245 183V184H248L249 185V187H248V185L246 186L243 182H239V180L240 179H238V177ZM18 177V176H17ZM88 179H87V178ZM158 177L159 178H161V177H163V176H159L158 175ZM230 180H228L227 178ZM232 177V178H231ZM248 177H249V179H248ZM11 180H10V179ZM24 178V177H23ZM86 178V179H85ZM172 178V177H171ZM259 178V179H258ZM85 179V182L83 181ZM127 179V182L125 181ZM170 179V178H169ZM169 179H167V178H165V180H169ZM181 179H183V181L184 182H182V180ZM231 179H233V181L231 180ZM14 180V179H13ZM86 180L88 181H90L91 183L89 184V181L88 182H86ZM156 180H157V177H156ZM164 180V179H163ZM174 180V179H173ZM185 180H186V182H185ZM228 180V181H227ZM250 180V181H249ZM251 180L253 181V180H256V181H254L253 182V184H255L254 186L250 183H248V181L249 182H251ZM83 181V182H82ZM92 181H94V180H92ZM236 181H238L239 182V184H241V185H239L238 184V182L236 183ZM262 181V182H261ZM31 182V183H30ZM155 182H157V183H155ZM167 182V181H166ZM170 182V181H169ZM85 183H86V185H85ZM126 183H128V186H127V184ZM165 183V182H164ZM172 183H174V181H172ZM171 183V185L173 186V185H175V186H173V187H176V185L177 184H172ZM89 184V185H88ZM91 184H93V186H91ZM124 184V185H123ZM130 184V185H129ZM237 186H240V188H238V187H236L235 185ZM121 185H123V186H121ZM235 187H234V186ZM246 186V188H244L245 186ZM250 185H252V186H250ZM97 186V187H98ZM124 186H126L125 188H124ZM84 187H85V189H84ZM89 187V188H90ZM121 187L123 188V189H127L126 191L127 192H125L123 189H121ZM129 187H131V188H129ZM252 187V188H251ZM1 188V187H0ZM6 188H8V189H6ZM144 189V192H145V190L147 189V191L150 193H147L148 194V196H149V198H147L148 196L146 195V193L144 194L145 196H147L146 197V202L145 201H143V199H142V195H141V193L140 194H138V196H140V197H138L136 194H135V192H130V190H137V191H139L140 189L141 190H143ZM182 188V187H181ZM231 188V189H230ZM236 188V189H235ZM237 188H238V192L236 191L237 190ZM244 188V189H243ZM248 188V189H247ZM102 188H100V190H101ZM106 189H102L103 191H105ZM249 189L252 191V189H253V192L251 193V191H249ZM7 190H9V192L7 191ZM85 190V191H84ZM89 190V189H88ZM91 190V189H90ZM99 190V189H98ZM121 190H123V191H121ZM182 190V189H181ZM186 190H188V192L186 191ZM242 190V191H241ZM245 190V191H244ZM0 191H2V189L0 190ZM93 191H96V189H95V187L93 188ZM229 191V192H228ZM90 192H92V191H90ZM89 192V193H90ZM98 192V191H97ZM107 192V191H106ZM131 194H130V193ZM143 192V193H144ZM227 192V193H226ZM233 192V193H232ZM234 192H235V194H234ZM240 192V193H239ZM251 194H250V193ZM262 192V193H261ZM72 193V194H71ZM94 193V192H93ZM92 193V194H93ZM111 193V192H110ZM127 193H129V194H127ZM134 193V194H133ZM136 193H138V192H136ZM170 193V195L169 196H171V195H174L175 193H173V190H172V193L171 192H169ZM180 193V192H179ZM181 193V194H182ZM188 195H187V194ZM232 193V194H231ZM13 194V193H12ZM71 194V195H70ZM248 194H250L251 196H249ZM3 195V194H2ZM79 195V196H80ZM103 195V194H102ZM107 195H109V193L107 194ZM112 195V196H113ZM233 195V196H232ZM235 195V196H234ZM9 196H13V195H10L9 194ZM73 196H75V197H73ZM85 196V195H84ZM104 196V195H103ZM109 196H111V194L109 195ZM178 196V195H177ZM224 196V197H223ZM2 197V196H1ZM249 197V199H247ZM252 197V198H251ZM3 198V197H2ZM137 198H139V199H142L141 201H143L145 204L146 203H150L149 204V206L150 207H153V205L151 204V203H153V204H155L156 203V211L154 212V213H152V212H149V211H147L145 208H143V209H141L142 207H140V205H138V203L136 202L137 201V199L135 200V199ZM151 198V199H150ZM170 198V197H169ZM171 198V199H172ZM251 198V199H250ZM263 198V199H262ZM7 199H10V198H4V201H7ZM28 199V201H25V200H27ZM35 199H39V200H41V204H42V207H40V202H38L37 200V204H38V206L37 207H39L41 210L39 211V208H32L33 209V211H34V209L36 210V209H38V210H36L37 211V213L35 214V212H33V215H32V210H31V212H29V213H31V214H28V216H29V218H30V215L31 216H33V218H30L29 220H27L26 219V217L25 216H23V214L22 213H24L25 215L27 214V212L28 211H30V210H28V209H31V207L30 208H27V209H24V210H22V207H25L26 205H25V203H29L30 204V201L31 200H34L35 201ZM150 199V200H149ZM182 199V198H181ZM180 199V200H181ZM189 201H188V200ZM30 200V201H29ZM145 200V199H144ZM248 200V201H247ZM249 200H251L250 202V204L248 203L249 202ZM25 201V202H24ZM32 202L31 201V203L33 204H35L36 202ZM148 201V202H147ZM151 201V202H150ZM152 201H154V202H152ZM169 201V202H168ZM9 202V203H10ZM24 202V203H23ZM139 202V204H141V206L144 204V203H140V201H138ZM178 204H177V203ZM6 205H4V207H10L11 205L9 204V203H6V202H4ZM27 203V204H28ZM84 203V202H83ZM169 203H172V204H175L174 206H172L171 208H173L172 209V212H170V209H169V207L172 205V204H169ZM181 203V204H180ZM25 205V206H22L21 207V205ZM37 204H35V205H37ZM114 204H115V206L118 208V209H120L121 207V212H120V210H119V212L117 211V208H114L115 206H114ZM145 204L143 205V206H145ZM254 204V209L252 208L250 211H247V207H249V205H253ZM9 205V206H8ZM128 207H127V206ZM146 205H148V204H146ZM168 205H170V206H168ZM261 205H264V203L262 204L261 203ZM125 206V207H124ZM155 206V205H154ZM257 206V207H256ZM3 206H0V209L2 208ZM3 207V208H4ZM34 207V206H33ZM71 207V208H70ZM84 206H82L81 208H83ZM140 207V208H139ZM2 208V209H3ZM12 208V207H11ZM19 208H21L20 210H22V211H20V213L22 214V219H21V214L19 213ZM95 209H93V210H98V208L97 207H94ZM124 208V209H123ZM247 208V209H246ZM257 208V209H256ZM262 208H264L263 206H262ZM1 209V210H2ZM8 209V208H7ZM123 209V210H122ZM127 209H129V210H127ZM132 209V210H131ZM219 209H220V212H218L219 211ZM0 210V211H1ZM10 210V213L12 212V210L9 208L8 209V211ZM15 210V211H14ZM25 210H27L26 211V213H25ZM88 210H90V209H88ZM131 210V211H130ZM179 210V209H178ZM260 210L262 211L261 212V215L262 216H260ZM3 211L5 212L6 211V209H3ZM7 211V212H8ZM39 211V212H38ZM90 211H92V209L90 210ZM130 211V212H129ZM133 211V212H132ZM7 212H5V213H7ZM70 212H72L73 213V215H72V213H70ZM88 212V211H87ZM94 212V214H95V211H93ZM93 212H92V214H93ZM115 212H117V213H119V216H118V214L117 213H115ZM131 212H132V215L133 216H136V217H133V216H131L130 214H131ZM178 212V213H177ZM185 214H184V213ZM215 212V213H214ZM222 212H224V213H226V214H228V215H225L224 213V215L226 216V218H228V216L230 215V217H232L233 219L235 218V219H237V218H239L240 216V218H241V220H242V215L244 216V214H245V217L244 218H246V221L245 220H243V225L245 226H247V228H246V230L245 229H242V230H235V228H236V225H237V222L234 220H232L230 217V219H231V221H233V222H235L236 223V225H234L235 226V228H234V232L232 231V230H228V229H231V224H230V222L228 223V224H226V227H227V225H229V227H228V229L225 227V229L227 230V232L224 230V232H226V234L228 233V235H229V237H227V235L223 232V226H221V225H225V223L226 222H228L227 220H230L229 218L228 219H226V221H222V219H224V218H222V217H224V216H222L223 214H222ZM1 213V212H0ZM10 213H8L7 215H8V218H10V220H11V218L14 216L13 214H12V217L9 215ZM89 213V212H88ZM130 213V214H129ZM134 213L136 214V215H134ZM176 213V214H175ZM180 213V214H181ZM2 214V213H1ZM20 214V215H19ZM35 214V215H34ZM91 213L90 214H88L87 216H90V215H92ZM117 214V215H116ZM184 214V215H183ZM218 214H221V215H219L218 216ZM76 215V216H75ZM215 216L214 217V219L212 218V216ZM10 216V217H9ZM27 216V215H26ZM234 216V217H233ZM237 218H236V217ZM2 217H3V215H2ZM2 217H0V218H2ZM94 217V216H93ZM99 217V216H98ZM119 217V218H120ZM204 219H207V221H205V223L206 222H208V220L210 219V218H212L211 220H209V224L211 223L210 221H213V222H215L216 221V219L218 220V217H221L220 218V221L223 223V224H221V222L218 220V222L216 221L214 224L216 225H220L221 226V228H222V233L223 234H225V236H226V239L224 238L225 236L223 235V236H221V237H219L218 235L220 234V227H216V229L218 230V228H219V234H216V233H218V231L216 230L215 231V227H214V234L216 235V236H218V237H216V236H214L216 239H219L220 241H222V238H224V240H223V243H221V242H219V240H217V243L216 244H218V243H220V244H222V248H220L221 246H220V244L219 245H215L214 243H215V241H216V239H215V241H214V243H213V241H212V243H210V244H213V247L215 246V247H217V246H219V250L217 249V251H216V254H217V252L218 251H220V252H218V254L217 255H215L216 256V258H213V260L211 259V254L210 253H213V252H208V251H213V247L211 248L212 250H209L210 249V246H207L206 247V245L210 242L209 240V237L210 236H212V235H214V234H212V230H211V226H212V224H210V225H208L207 223L205 224V225H202V223H204V221H203V218ZM263 217V218H262ZM83 218V219H82ZM87 218V219H86ZM90 218H91V216H90ZM125 220L124 221V223H123V219ZM127 218H128V220H127ZM179 220L180 222V224L178 225V227L175 229H171V227L173 228V226H177V225H175L174 223H172L173 221L175 222L176 221V224H177V220ZM216 218V219H215ZM243 218V219H244ZM40 219V220H39ZM89 219V220H88ZM102 219V218H101ZM107 219V218H106ZM116 219H118V218H115V220ZM175 219V220H174ZM199 219H202V222H201V220H199ZM32 220H34V221H32ZM91 220H93V221H95L94 220V218H91ZM99 220V219H98ZM104 220V219H103ZM133 220V221H132ZM140 220H138V222L140 221ZM143 220V221H142ZM225 220V219H224ZM241 220H240V223H241ZM262 220H263V222H262ZM5 221V220H4ZM9 221V220H8ZM136 221V220H135ZM200 221V222H199ZM238 222H239V220H237ZM12 222H14V220L12 221ZM56 222L59 224V223H61L60 224V226L59 227H62L63 229H61L60 230V228H56V227H58V226H56L55 227V225L54 224H52V223H55L56 224ZM104 222H105V224L106 225H109L110 223L106 220H104ZM108 224H107V223ZM212 222V223H213ZM220 222V223H219ZM245 222V223H244ZM1 223H3V222H1ZM34 223V224H33ZM49 223V224H48ZM79 223V222H78ZM126 223V224H125ZM219 223V224H218ZM232 223V222H231ZM260 225H259V224ZM4 224V223H3ZM6 224V223H5ZM14 223H12L11 224V222H9V224L7 223L6 224V228H7V231L8 230H10V231H12V229H11V227H12V225H13ZM33 224V225H32ZM79 224V225H80ZM89 224V225H88ZM93 224V225H92ZM173 224V225H172ZM234 223H232V225H233ZM262 224V225H261ZM43 225V226H44ZM52 225V226H51ZM57 225V224H56ZM63 225V226H62ZM78 225V226H79ZM97 225V224H96ZM95 225V226H96ZM100 225V224H99ZM123 225H125V227L123 226ZM182 227H181V226ZM200 225H202V226H200ZM207 225V227L208 228H206V227H203V226H206ZM242 225V224H241ZM258 225V226H257ZM1 226V225H0ZM90 226V227H91ZM95 226H94V228H95ZM101 226V227H100ZM99 227H100V229L101 228H103L102 230H105L104 228L105 227H102V224L100 225ZM104 226V225H103ZM135 226H137V225H135ZM181 228H180V227ZM209 226L211 227L210 229H209ZM233 226V227H234ZM238 226H239V224H238ZM260 226H262V227H260ZM35 227V228H36ZM45 227V226H44ZM66 227V228H65ZM98 227V226H97ZM96 227V228H97ZM169 227H170V229L171 230H169ZM232 227V228H233ZM34 228V227H33ZM46 228V227H45ZM50 228V229H49ZM64 228H65V230H64ZM74 228V227H73ZM84 228V230L86 231V229H89V227L88 228H86L85 229ZM94 228H92V230L94 229ZM95 228V229H96ZM142 228V227H141ZM166 228H168V230L166 229ZM178 228H180V229H178ZM205 228H206V231H205ZM238 228V227H237ZM262 228V229H261ZM4 229V228H3ZM32 229V228H31ZM123 229V230H122ZM178 229V231L176 232V230ZM205 231V233H202V232H204L203 230ZM211 230L210 232H211V234H210V232H209V230ZM239 229H241V228H239ZM14 230V229H13ZM74 230V229H73ZM91 230V229H90ZM91 230V231H92ZM97 230V229H96ZM95 230V231H96ZM98 230H99V228H98ZM106 230H108V228H106ZM105 230V231H106ZM129 230V229H128ZM175 230V231H174ZM4 231H5V229H4ZM28 231V230H27ZM33 231V230H32ZM84 231V232H85ZM112 231V230H111ZM132 231V230H131ZM130 231V232H131ZM230 231H232L231 233H230ZM13 232H11V233H13ZM15 232H16V234H15ZM22 232V231H21ZM29 232H31V231H29ZM35 232V231H34ZM81 232V231H80ZM92 232H94V231H92ZM99 232V231H98ZM138 232H139V230H138ZM4 233V232H3ZM24 233V232H23ZM91 233V232H90ZM104 233V232H103ZM102 233V234H103ZM149 233H147L148 235H149ZM151 233H152V235H154V238H151ZM208 233V234H207ZM7 234H8V232H7ZM28 234V233H27ZM30 234V233H29ZM33 234V233H32ZM85 234V233H84ZM93 234V233H92ZM179 236H178V235ZM207 234V236L205 237V235ZM3 235V234H2ZM1 234H0V236H2ZM4 235H5V233H4ZM9 238L11 237L10 236V232H9ZM11 235H13V234H11ZM13 235V236H14ZM87 235H89V234H86V236ZM105 235L106 236H108L106 233H105ZM104 235V236H105ZM123 235V236H124ZM137 235V234H136ZM146 235V234H145ZM16 236V237H17ZM31 235H29V237H30ZM82 237H81V239L78 237V238H75L76 239V241H78L79 239V241H81V242H79V244H74V243H77V242H73V244H74V248H76L77 250H79V251H81L80 249H83V248H81L83 245H84V242H85V245L87 244V240H88V238L84 235H81ZM93 236V235H92ZM95 236V235H94ZM134 236V235H133ZM174 236L178 239L177 241H178V243L176 244V243H174L173 241L174 240H172V239H174ZM7 237V236H6ZM5 237V238H6ZM28 237V236H27ZM29 237H28V240H29ZM37 237V236H36ZM55 237V236H54ZM63 237H61V239H63ZM90 238H89V241H90V247H92L93 248V250L91 249V248H89L88 247V250H91V251H93V252H95L96 253V251H97V249L99 248V246H103L104 244H101V243H103V242H101L100 243V241H96V240H94L95 239V237H92L91 238V236H89ZM136 238H135V240L137 241V239H139V236L137 237V236H135ZM207 237H208V239H207ZM19 238V237H18ZM103 238V237H102ZM130 238V237H129ZM134 238V237H133ZM132 238V239H133ZM158 238H157V240H158ZM175 238V239H176ZM228 238V239H227ZM11 239V238H10ZM13 239H15L14 237H12V240L10 241V242H7V244L9 243H11L12 241H13ZM17 239V238H16ZM78 239V240H77ZM97 239V238H96ZM119 240V241H116V240ZM120 239H121V241H120ZM124 239V240H123ZM131 238H130V241L132 240ZM161 239V240H160ZM205 239H207V241L205 240ZM211 239H213V238H211ZM1 240H2V238H1ZM0 240V241H1ZM9 240V239H8ZM8 240H6V241H8ZM55 240H57V239H55ZM64 240H62L63 242H64ZM127 240H128V238H127ZM134 240V239H133ZM152 240V241H153ZM15 241V240H14ZM21 241V240H20ZM30 241V240H29ZM69 241H71V240H69ZM112 241H113V243L115 244H113L112 245ZM123 241V242H122ZM126 241V242H125ZM129 241V242H130ZM177 241H175V242H177ZM209 241V242H208ZM2 242V241H1ZM28 242V241H27ZM62 242V243H63ZM99 242V243H98ZM116 242V243H115ZM122 242V243H121ZM129 242H127V243H129ZM12 243H14V242H12ZM66 243V244H65ZM70 243V242H69ZM89 243V242H88ZM117 243H119V246L118 247H120V248H116L115 249V247L117 246ZM137 243V242H136ZM136 243H134V244H136ZM63 244H65V245H67L68 244V241L67 242H64ZM82 244V246L79 248L77 245H81ZM100 244V245H99ZM109 244V245H108ZM125 244L126 245V247H125V245L123 246V245ZM129 244H131V243H129ZM210 244H208V245H210ZM20 245V244H19ZM77 247H76V246ZM88 245V244H87ZM87 245H86V247H87ZM131 245H133V243L131 244ZM147 245V244H146ZM14 246V245H13ZM18 246V245H17ZM72 246V245H71ZM113 246H115V247H113ZM136 246V245H135ZM1 247V246H0ZM4 247H6V244H5V246ZM4 247H2L3 249H4ZM21 247V246H20ZM22 247V248H23ZM73 247V246H72ZM206 247V248H205ZM208 247H209V249H208ZM21 248V249H22ZM79 248V249H78ZM96 248V251H94V249ZM111 248V249H112ZM3 249H1V252H2V250ZM6 249V248H5ZM24 249V248H23ZM57 249V248H56ZM84 249H85V247H84ZM84 249H83V251H84ZM101 249H102V247H101ZM119 249V250H118ZM165 249H167V251H165ZM207 250V254H205L206 252L204 251V250ZM215 249V248H214ZM10 250V249H9ZM12 250V249H11ZM15 250H16V248H15ZM85 250H87V249H85ZM117 252H116V251ZM121 250H122V252H121ZM139 250V251H138ZM142 250V251H141ZM20 251V252H21ZM52 251V253H49V252H51ZM89 252V253H93V252ZM115 251V252H114ZM137 251H138V253H137ZM144 254V256L141 254V252ZM11 252V251H10ZM10 252H9V254H10ZM114 253V256H113V253ZM125 252V253H124ZM30 253V254H31ZM85 255H87L86 254V252H83ZM88 253V252H87ZM141 254V255H138V254ZM220 253V254H219ZM11 254H12V256H13V252H11ZM25 254V255H24ZM51 254V255H50ZM120 254H118V255H120ZM123 254V255H122ZM135 254V255H134ZM18 255V254H17ZM32 255V254H31ZM31 255H28L29 257L31 256ZM105 255V256H104ZM136 255H137V257H139V259H136L137 257H136ZM214 254H212V256H213ZM4 255L3 254H1L0 253V264H11L12 262V260H9V258L7 257H3ZM9 256V255H8ZM20 256V255H19ZM19 256H18V258H19ZM33 256V255H32ZM66 256H67V254H66ZM130 256H131V254H130ZM140 256H142V257H140ZM207 256H209V257H207ZM15 257H16V255H15ZM40 257V256H39ZM53 257V256H52ZM103 257H104V259L106 260V261H104V260H102L103 259ZM18 258H17V263H22L23 262V264H24V262L26 261V260H22V259H20V260H18ZM43 258V257H42ZM45 258V257H44ZM124 258H122V259H124ZM149 258V257H148ZM148 258H147V260H148ZM13 259V258H12ZM46 259V258H45ZM91 259V260H90ZM113 260L112 262L110 261V260ZM134 259V260H133ZM135 259L137 260V261H135ZM140 259H141V261H140ZM38 260V259H37ZM44 260V259H43ZM126 260H125V262H126ZM151 260V259H150ZM157 260H159V259H157ZM208 260L210 261V262H208ZM212 260V261H211ZM14 261V260H13ZM16 261V260H15ZM18 261H20V262H18ZM33 261V260H32ZM104 261V262H103ZM107 261H109V262H107ZM213 261V262H214ZM11 262V263H10ZM28 262V261H27ZM116 262V263H115ZM127 262V263H128ZM151 262H152V260H151ZM16 263V262H15ZM16 263V264H17ZM20 263V264H21ZM26 263V262H25ZM37 263V262H36ZM81 263V262H80ZM145 263H149V262H145ZM82 264V263H81ZM125 264V263H124ZM152 264V263H151ZM153 264H154V262H153Z\"/></svg>", "mask_w": 264, "mask_h": 264}, {"label": "rangeland", "instance_id": "obj_2", "mask_svg": "<svg viewBox=\"0 0 264 264\" xmlns=\"http://www.w3.org/2000/svg\"><path fill=\"white\" fill-rule=\"evenodd\" d=\"M12 0H0V22H4L3 23V25H5L6 27H2V29L4 28V30H2V31H0V32H2V34L0 33V45L2 46V44H5V46L3 45V47L2 48H0V51L1 50H3L4 51V49H5V56L6 55H8L9 54V57L8 58H10L11 56H13L16 52L14 51V49L15 50H17V48L18 47H15V46H18V43L19 42H21V41H23V42H25V43H23V45H21L22 46V48L26 45L27 46V48H29V46H30V48L32 47H34V51L35 52H31L30 50L32 49H27L26 48V46H25V48L27 49V52H24V51H22V52H24V54L25 53H29L28 52V50L32 53V55L34 54V53H39L38 55H40V57L39 58H41L40 60H41V63H42V65H44V67H48L47 66V64H49V67H50V71H55V70H58L57 72H58V74L59 75H62L61 74V72H63L62 70H64V69H66L67 67V70H64V72H68L67 74H68V77H69V80L72 78V77H74V76H77L78 75V71L77 70H83L84 68H86L87 67V65H83L82 63V65H83V67H82V65L81 64H79L80 66H78V64H75L77 61H75V63H74V58H71V55H70V53H67V55H66V52H64L63 51V53H61L62 52V49L60 48H58V47H60V44H59V42H58V39H57V37H54L55 35L54 34H59L58 33V31H59V28L60 27H62V26H64V27H66L65 25H62L63 23H65L64 21H59L60 23H62V24H60V23H56L55 22V24H57V25H55V26H57V28H58V31H56L57 29H53V31L54 32H52V29L50 30L49 29V27L51 28V27H53V25L52 26H45L47 23L48 24H50V22H47L46 23V18H49L47 15L49 14V8H50V5L48 4V2L47 1H43V0H27L26 2H28V3H26L24 0H22V1H20V0H13L12 2H11ZM24 1V2H23ZM31 1V2H30ZM34 2V4L36 5H34L33 4V6H32V8L30 7V5H32V3ZM199 1V0H198ZM8 2V3H7ZM14 2V3H13ZM15 2H16V4H15ZM20 4H18V3ZM30 2V3H29ZM47 2V3H46ZM10 3H12V4H10ZM199 3V2H198ZM8 4V5H7ZM14 4L15 5H18V8H16V6H14ZM23 4V5H22ZM48 4V7L46 6ZM192 4V2L190 3V5ZM196 4H197V0H196ZM195 3H194V5L192 4L191 6H194V7H191V9H192V11H194V8H197V10L193 13L191 10H189L188 9V11H190V12H188V11H186V12H188V13H186L185 11L184 12H182V14L183 13H185L186 14V16L184 15V16H180V15H178L179 17H184V18H182L183 20H182V22L184 23V22H186L184 25H187V28L189 27V25H188V23H191L190 24V27L192 28H194L193 30H190L189 32H191L190 34H191V37H193V39H194V41H196L195 42V46H192L193 48L195 47V49H193V51L195 50L196 51V54L197 55H194L195 53L192 51V55L195 57V58H193L192 57V62H193V65L195 66L196 64H198V65H196V67L198 68V70H200V73H202V75L205 77V75H206V78H204L203 79V76L202 77H200V79L203 81L201 84H199L200 83V81H198L199 79V77H198V74H200V73H198L197 74V81H198V83H196L195 81V79L196 78H194L193 77V75H189V73H190V70L188 71V69H191V72H193V73H195V71L192 69V67L190 66H187L186 64H188V62H190V61H187V63L186 62H184L185 63V65L188 67L186 70H185V68H186V66L185 65H177V63L178 64H180L179 62H177L178 60H176V55H177V53L176 52H174V51H172L171 49H172V47H173V49H175V48H177V44H178V39H179V36L176 34H172L171 36H172V40H168V38H164V39H166V41L164 42V43H166L167 41V43H166V46L169 48V52L170 51H172V52H170V54L168 53L167 55V57L169 58H167V59H165V64H164V66L166 67H164L165 69L164 70H166L167 71V73H168V76L171 74V76H172V78H176L175 80H173L172 79V81H174L175 82V84L176 85H178V86H174L173 85V87L175 88L176 87V89L175 90H173L174 92H175V94H174V92L172 93V95H180L183 91V93L184 94H181V96L183 95V97H182V99H178V105H179V103H180V101L181 100H183L182 101V105L180 104V108H182V112H180V110H175V111H173V109L171 110V111H169V112H167V114H169L170 116H176L177 117V114H180V116L182 115L184 118H182V116L180 117V118H178L177 117V119H179V122L178 121H175L176 122V124L174 123V127H173V129H169V132H171V131H173V132H171V134L173 133V135H171V138H170V141L168 140V142H167V140L165 141V140H162L161 138H164V133L163 134H161V133H159V132H161V131H163L164 130V128H166L165 127V125L164 124H162L163 122H162V120H165L164 118H166V116H168L166 113V115H163V117H162V114H161V120L160 119H156V117H159V115H160V110L158 111V107H161L160 105H164L162 102L164 101V102H172V101H170L169 99H170V97L169 98H167L168 97V95H167V97L166 96H164V98H167V99H165V100H162L161 101V99L160 100H156L157 102H156V104H157V106L155 105V100H154V98H156V96H158L157 95V92L158 93H160L159 95H161L162 94V92H160V91H157V92H151V91H153L152 89H151V86H152V84L154 83V80L155 79H157V76H158V74L156 73V70H158V69H156L155 67H153L154 69H155V71H154V69H152L151 68V63L152 62H150L149 63V61H150V58H142V57H138V59L140 60V64H132V63H128L127 61H126V63L124 64L123 63V65H128L127 67H132V65H135V69H133V70H135V71H137V68H136V65L139 67V66H141V67H143V61H147V63H146V66L147 65H149V66H147V67H149V68H147L146 66V68L145 67H143V68H140V70H139V72H137L138 74H135L134 72V74L136 75L135 77V81L136 80H139V81H136L135 83L137 84L136 86H134V87H136L135 89H137L136 91H137V93H139V96H138V94H136L138 97H139V99H140V101H139V103L141 102V104H144V103H148L149 101H151L150 102V104H153L154 103V105L156 106V108L155 107H153V108H149V107H151V106H148L149 104H146V106H144L145 107V110L144 111H142V112H140L139 114H140V116H138V112H137V117H139V118H137L136 117V119H134V120H136V122L133 120V119H128L129 121H127V124H125V125H123L124 127H126V129H124V127L122 126V129H124V130H122L123 131V133H121V135L119 134V133H116V134H114L113 136H112V138L113 139H115V140H117L118 141V139L122 136V134H123V138L124 139H126V142H125V146L126 147H124V149L125 148H127V149H125L126 151H128L129 153H131L132 155H136L137 157L138 156H140L139 158H137L136 156V159H138L139 161H138V163H140L141 161L140 160H142V165L140 164V165H137L136 167L138 168V167H144V169L145 168H149L150 167V165H152L154 162H155V160H156V152H153V151H151V149L152 150H154L155 151V149L154 148H156L157 149V147L158 148H164L165 147V149H163L164 150V155L163 154H161V155H163V157L161 158L162 159V161H161V159H160V162L159 161H157L158 162V164H159V166H162V165H164V170L165 171H161L159 168H158V171H161L162 172V175L160 174L161 172H159V174L157 173V172H154V173H156V175H154L153 176V178H152V180L154 179V181H158V179H159V181L160 182H158V184H160L161 183V185H163V184H167V183H169L168 185H170V188L172 187V188H174V189H172L173 190V193H175L174 195H171V196H169L170 195V193L169 192H171L172 193V190L170 191L169 189H168V194H167V196H168V200L170 199V200H172L173 201V198L172 197H175V200H176V198L177 197H179V196H182L180 199H178L177 198V202H180V201H182V200H184L185 201V203H183V201H182V203L183 204H181V205H183L182 207V209H180V208H178V206L179 207H181L177 202V204L178 205H175V204H172V203H174V201L172 202V203H169V204H172L171 206L170 205H168V206H170L169 207V209H170V212H172V209L173 208H171L172 206H177V207H175L174 209H173V211L176 209L178 212H180L181 213V211L184 209V211H187V210H185V208H186V206H185V204H187L188 202L185 200L186 199V197L187 196H184L185 197V199H184V197H183V193H185V192H183V191H185V189L186 188H188V183L186 182V180H185V184H186V188L184 187V186H182L183 184L181 183V181L178 183L179 185L180 184H182L181 185V187H178V184L177 183H175L176 181H177V179L179 178V177H181V174H182V172L184 173V171H186L185 173H186V175L188 176V175H191L192 173H200L201 175L204 173L205 174V170L206 169H208V167L209 168H211V166L212 165H214V166H216V165H218V167L219 168H223V166H231V168L232 167H235V169L233 168V171L234 172H236V174L239 172L240 173V175L239 174H237L239 177L240 176H242V178H245V180H243L244 182L246 181V179H247V177L245 176H243L244 175V173L246 174V173H252L253 174V170L255 169V172H257L258 171V169L260 170L262 167H264V155L261 153L262 151H263V148H264V144H262L263 145V148H261V151H260V149H256V150H252L251 151V148L252 149H254V147L255 148H258V146H260V145H257V144H261V143H256V138H251L250 136L252 135V137L254 136V133L252 132V131H255V132H257L258 130H252V129H256V128H253V125H255L254 123H255V121H254V123H250L249 121H250V118L248 119V117H247V115L249 114H251V111H250V109L249 108H251L252 107V105H251V103H253L252 102V100L254 99L253 97H255L256 95H257V93L259 92V88H257V87H259V80H260V77L258 76V74L257 73H255L253 70L251 71L250 69V71H249V73H248V70H247V72L244 74H242V71H241V69L239 68V66H238V69H236L237 67V65L236 66H234V68L233 67H231V68H227L228 66H227V59L229 58V60H228V62H229V64L231 65L232 64V60H231V57H229L227 54L229 53V47L228 48H223L222 47V49H225L226 51L228 50V53L227 54H225V50H223V52H220V56H218V55H215V53H216V50H214L213 52H214V57H220L219 59H220V61H222V64H221V62H220V65L219 66H217V63L219 62L218 60L219 59H216V58H213V53H210L209 55H208V53L207 52H209L208 51V49H206L207 50V52H206V50H205V48H204V46H205V44L204 43H201L200 44V42H202V38H200V36L201 35H203V34H205V29L206 28H204L205 26L207 27V26H209V28L212 26V28H211V30H215L216 31V29L217 30H219V26H220V24H218V25H216V26H218L217 28H215L216 26H215V24H216V20H215V24L213 25L212 23H213V21H212V19H213V17H210V16H212L213 14L210 12V10H207L206 8H204V9H206V10H202L201 11V8L200 7H197V5H196ZM203 4V3H202ZM201 4V5H202ZM22 5V6H21ZM1 6H3V7H1ZM5 6V7H4ZM6 6H10V7H7L6 8ZM23 6H24V8H23ZM27 6L29 7V8H31V9H27ZM196 6V7H195ZM198 6H200V3H199V5ZM26 7V8H25ZM38 7V8H37ZM47 7V8H46ZM122 7V9L121 10H123V7L124 8H126L125 6H120L119 8H121ZM202 7V6H201ZM9 8V9H8ZM19 8H21V9H19ZM24 10H23V9ZM7 11H6V10ZM19 9V10H18ZM200 9V10H199ZM3 10H5V11H3ZM8 10H9V14H10V16L8 15H6V12H7V14H8ZM21 10V11H20ZM29 10H30V12L31 13H29ZM25 11H27V12H25ZM47 11V12H46ZM4 12V13H3ZM103 12V11H102ZM102 12H100L101 14H102ZM134 11H132V12H129V13H131V15H130V17L132 18V16H134V13H133ZM39 13L40 14H42V15H39ZM129 13H128V15H129ZM189 13H190V15H189ZM192 13V14H191ZM207 13V14H206ZM3 14H5V16L3 15ZM25 14V15H24ZM29 15V18L26 16V15ZM33 14V15H32ZM37 15V17H36V15ZM46 16H45V15ZM180 14V13H179ZM206 14V15H205ZM211 14V15H210ZM4 17H3V16ZM31 15V16H30ZM103 15V14H102ZM102 15H101V17H102ZM135 15H138V14H135ZM196 15V16H195ZM14 17V19H12V21H11V18H9L10 19V21H9V19H8V17ZM34 16V17H33ZM42 16V17H41ZM45 16V17H44ZM98 16H99V14H98ZM156 16V15H155ZM154 16V20H156V17H158L159 15H157L156 17ZM187 16H189V17H187ZM194 16V17H193ZM201 16V17H200ZM203 16V17H202ZM208 16V17H207ZM7 17V18H6ZM12 17V18H13ZM27 17V18H26ZM33 17V18H32ZM82 17V16H81ZM94 17V16H93ZM135 17V16H134ZM160 17V16H159ZM158 17V18H159ZM3 18V19H2ZM5 18H6V22H5ZM17 19V21H16V19ZM46 20H45V19ZM92 18V17H91ZM97 18H100V17H97ZM96 18V19H97ZM136 18V19H135ZM135 18H133V19H135V21L138 19V21L137 22H133L134 24H136V23H138L139 24V26L141 25L140 23H142V24H146L145 22L146 21H144V19H143V17L141 16V20H139L140 19V15H139V18L136 16ZM161 19H162V17H160ZM185 18H186V21H185ZM188 18V19H187ZM193 18L195 19V21H196V26H195V21L193 20ZM204 18V19H203ZM209 18V19H208ZM18 19H21V20H19L18 21ZM30 19V20H29ZM42 19H44V21H45V25H44V27H46L47 28V30H46V28H44L43 27V25L42 24H44V21H40V20ZM92 19H95V18H92ZM132 19V21H134ZM179 19V18H178ZM199 19V20H198ZM200 19H201V21H200ZM208 19V21L209 22H207L206 20ZM16 22H15V21ZM37 20V21H36ZM100 20V19H99ZM188 20H190V22H188ZM15 23H14V22ZM22 21V22H21ZM89 21V19L87 20V22ZM94 21V20H93ZM158 21H160V20H158ZM158 21L156 22V23H158ZM181 21V20H180ZM192 21V22H191ZM194 21V22H193ZM199 21V23H197ZM206 21L207 23H204V22ZM38 22V23H37ZM43 22V23H42ZM91 22H92V20H91ZM94 22H96V21H94ZM98 22V21H97ZM97 22L94 24L93 22V24H92V26L94 27V28H92V26H91V23H90V25H86V27L87 26H89V28H88V30H85V32H86V34H89V36L87 35V37L89 38V39H87L88 41H90V42H92V43H90V44H92V48H89L90 46L88 45V49H90L91 51H92V49H94V50H96L95 52L96 53H92V54H98L99 53V51H100V48H101V46H100V48H98V41H99V39H100V31H101V25L103 24V23H101V24H99V22H98V24L100 25V27H97ZM101 22V21H100ZM162 22V21H161ZM160 22V23H161ZM1 23V24H2ZM11 23V24H10ZM155 23V22H154ZM183 23H180V25H182ZM209 23V24H208ZM40 24V25H39ZM72 23H70V25H71ZM89 24V23H88ZM108 24V23H107ZM159 24V23H158ZM163 24H165V22L163 23ZM201 24V25H200ZM210 24H212L211 26H210ZM59 25H61V26H59ZM69 25V26H70ZM137 25V24H136ZM204 25V26H203ZM2 26V25H1ZM41 26V27H40ZM68 26V25H67ZM73 26H75V25H73ZM142 26V25H141ZM143 26H145V25H143ZM142 26V27H143ZM159 26H161V25H159ZM64 27L63 28H61L62 30L64 29ZM71 27H72V25H71ZM70 27V28H71ZM80 27V26H79ZM146 27V26H145ZM157 27V26H156ZM165 28L167 27V25H165L164 26ZM169 27V26H168ZM167 27V28H168ZM181 27V26H180ZM186 27V26H185ZM185 27L184 28H182L181 27V30L183 31L184 29H185ZM8 28H9V30H10V33L8 34V33H6V32H9V30H8ZM67 28V27H66ZM69 28V27H68ZM82 27H80L79 29H78V26H77V28L76 29H78V30H74L73 32H71V33H74V35H75V38L78 36L77 34H78V32H80L82 29H81ZM83 28H85V26L83 27ZM186 28V29H187ZM221 28H222V26H221ZM225 28V27H224ZM5 29H6V31H5ZM94 29V30H93ZM160 29H163V26L162 27H160ZM159 29V31H161ZM170 29V28H169ZM204 29V33H201L202 32V30ZM61 30V31H62ZM64 30H66V32H64V31H62V33L64 32V33H67L68 31V29H64ZM165 29H163V31H164ZM167 30V29H166ZM213 30V33H211V32H209L208 34H210L211 36L214 34V31ZM227 30V29H226ZM229 30V29H228ZM4 31H5V33H4ZM56 31V32H55ZM61 31H60V33H61ZM83 32L82 33H84V30H82ZM168 31H171V30H168ZM167 31V32H168ZM223 31V30H222ZM225 31V30H224ZM88 32V33H87ZM186 32V36L188 37V33H187V31H185ZM200 32V33H199ZM225 32H227V31H225ZM229 32V31H228ZM232 32L233 31H231V33H229V35H230V37H231V34H232ZM51 33H53V34H51ZM69 33V32H68ZM159 33H161V32H159ZM166 33V32H165ZM174 33V32H173ZM6 34V35H5ZM85 34V35H86ZM168 34H170L169 32H168ZM200 34V35H199ZM12 35V36H11ZM73 35V36H74ZM164 36V34L163 33H161V35L160 36ZM197 37H196V36ZM217 35H219V33L217 32V34H214L213 35V37L212 38H210V37H208V38H210V39H212L211 41H213V40H217L218 38L217 37H215V36H217ZM233 35H235V34H233ZM69 36V35H68ZM83 36V35H82ZM166 36V35H165ZM178 36V37H177ZM204 36V35H203ZM202 36V37H203ZM209 36V35H208ZM70 37V36H69ZM72 37V36H71ZM79 37H81V36H79ZM78 37V38H79ZM177 37V38H176ZM190 36H189V38H191ZM196 37V38H195ZM7 38H9V39H7ZM82 38H84V37H82ZM176 38V39H175ZM188 38V39H189ZM204 38V37H203ZM217 38V39H216ZM231 38H233V36L231 37ZM230 38V39H231ZM11 39V40H10ZM86 39H85V41H86ZM161 39H163V38H160V40ZM174 39H175V41H174ZM192 39V38H191ZM197 39V40H196ZM8 40V41H7ZM73 40V39H72ZM71 40V41H72ZM79 41L81 40V38L80 39H78ZM199 40H200V42H199ZM208 40V39H207ZM4 41V42H3ZM18 41V43H16ZM87 41V42H88ZM162 41H164V40H162ZM169 41H170V43H169ZM193 41V42H194ZM209 41V40H208ZM211 41H209V43L211 42ZM219 41V40H218ZM9 42V43H8ZM81 42V41H80ZM83 42V41H82ZM193 42H191L192 43V45H193ZM13 45H12V44ZM29 43V44H28ZM72 43H74V41L72 42ZM84 43H86V42H84ZM163 43V44H164ZM215 43L217 44V45H219V42L217 43L216 41H215ZM214 43V41H213V43H211L212 44V46H217L216 44ZM222 43V42H221ZM81 45H82V43H80ZM176 44V45H175ZM204 44V45H203ZM210 44V45H211ZM214 44V45H213ZM7 45V46H6ZM19 45V46H20ZM32 45V46H31ZM79 45V44H78ZM87 45V44H86ZM85 45V46H86ZM174 45V46H173ZM209 45V44H208ZM224 45V44H223ZM83 46V45H82ZM226 46V45H225ZM9 47H11V48H9ZM13 47H15V48H13ZM175 47V48H174ZM198 47V48H197ZM6 48H7V50L8 51H12V54L10 55V53L11 52H7L6 51ZM13 48V49H12ZM25 48H23V50H25ZM83 48H85V47H83ZM213 48V47H212ZM216 49H217V51H219L218 50V48H219V46H217V47H215ZM221 48V47H220ZM219 48V49H220ZM10 49H12V50H10ZM80 49V48H79ZM87 49V51H90V50H88ZM178 49V48H177ZM176 50V49H175ZM200 50H202V51H200ZM205 50V51H204ZM3 51H1L0 53H2V54H4L3 53ZM32 51H33V49H32ZM60 51V52H59ZM80 51V50H79ZM220 51H221V49H220ZM8 54H7V53ZM15 52V53H14ZM82 52V51H81ZM84 52V51H83ZM94 52V51H93ZM173 52L174 53H176V54H174L173 55ZM194 53V54H193ZM219 53V52H218ZM0 55V56H3V55ZM17 54V53H16ZM20 54H22V56L24 57V55H23V53H20ZM20 54H18V55H20ZM68 54H69V56H68ZM82 54V53H81ZM80 54V55H81ZM171 54H172V56H171ZM200 54H201V56H200ZM217 54V53H216ZM221 54H222V58H221ZM227 55V57L228 58H226V56L225 55ZM229 54H231V53H229ZM18 55H16V56H18ZM27 55V57H28V54H26ZM25 55V56H26ZM15 56V55H14ZM15 56V57H16ZM35 56V55H34ZM37 56V55H36ZM174 56V57H173ZM190 56H191V54H190ZM207 56V57H206ZM23 57H21V55H20V58H22L23 59ZM80 57V56H79ZM95 57V56H94ZM176 57V58H175ZM200 57V58H199ZM203 57V58H202ZM7 58V57H6ZM7 58V59H8ZM18 58H19V56H18ZM24 58H26V57H24ZM198 58V59H197ZM190 59V58H189ZM216 59V60H215ZM226 59V62L224 61V60ZM39 59H38V61H40ZM72 60V61H71ZM97 60H98V56L94 59V62H92V69L93 70H95V73H97V74H99L100 75V73L102 72H104L103 70H105L104 69V67L105 66H101V65H104V64H106V63H108L107 61H105L104 59H103V62L102 61H100L99 60V62L100 63H102L101 65H100V63H97ZM102 60V59H101ZM115 60V59H114ZM125 59L123 58V61H124ZM142 60V61H141ZM166 60H167V62H166ZM211 60H215V62L213 63V62H211ZM116 62H117V60H115ZM164 61V60H163ZM195 61L196 62H198V63H195ZM218 61V62H217ZM105 62V63H104ZM121 62V61H120ZM120 62H119V60H118V64H120ZM234 62H236L235 60L233 61V64H235ZM29 63V62H28ZM27 63V64H28ZM40 63V62H39ZM183 63V64H184ZM226 63V69H225V66H224V64ZM96 64H97V66H96ZM110 64V63H109ZM153 64V63H152ZM163 64H162V66H163ZM190 64H192V63H190ZM51 65V66H50ZM73 65V66H72ZM77 65V66H76ZM107 65V64H106ZM215 67H214V66ZM30 65L28 64V66H27V68H32V67H29ZM102 68H101V67ZM121 66H122V62H121ZM153 66V65H152ZM154 66H156V65H154ZM181 66H183V67H181ZM185 66V67H184ZM223 66H224V68H223ZM231 66H233V65H231ZM49 67H48V69H49ZM52 67V68H51ZM91 67V65L89 64L88 65V67L87 68H90ZM94 67H95V69H94ZM106 67H109V66H106ZM105 67V68H106ZM111 67V66H110ZM109 67V68H110ZM123 67H125V66H123ZM126 67V68H127ZM130 67V68H131ZM219 67H221L222 69H224L223 71H221L220 69L221 68H219ZM230 67V66H229ZM80 68V69H79ZM83 68V69H82ZM98 68V69H97ZM128 69V71L130 70V72H131V70L132 69ZM145 68V69H144ZM216 68H219V69H217L216 70ZM242 68V67H241ZM244 68V67H243ZM91 69V68H90ZM97 69V70H96ZM102 69V70H101ZM125 69V68H124ZM126 69V70H127ZM141 69H144L143 70V72H141ZM149 69V71H148V73L146 72L147 70ZM183 69V70H182ZM240 69V70H239ZM5 70V69H4ZM98 70H99V72H98ZM106 70H108L107 68H106ZM112 70L114 71L115 69L114 68H112L111 70H109V76L112 74L113 75V77L112 76H110L111 78H112V80H111V78L109 79L110 81H112V83H108V85H110L109 86V88H108V90H106V91H108V93H110L111 92V94H117V96H118V94H119V90L120 89H122L123 87L125 88V86H123V87H121V83L119 82L120 81V78H119V80L117 79V76L118 75H115L116 74V72L117 71H115V73H112ZM184 70H185V73L186 72H189V73H187L189 76H192V77H190L189 78V76L188 75H186L185 73H184ZM193 70V71H192ZM198 70H196V71H198ZM218 70H220V71H218ZM243 70V72H244V70L245 69H242ZM13 73H15V74H18V72H19V70L16 68V71H15V68L13 69ZM125 71V70H124ZM208 71V72H207ZM216 71H218V72H216ZM246 71V70H245ZM32 72V71H31ZM30 72V73H31ZM77 72V74L75 75V73ZM81 72V71H80ZM129 72V73H130ZM154 72H155V74H154ZM199 72V71H198ZM225 74H224V73ZM229 72V73H228ZM241 72V73H240ZM251 72H252V74H251ZM21 73L22 72H20V74H18V75H21ZM27 73H29V72H27ZM106 73V72H105ZM107 73H108V71H107ZM146 73L148 74L147 76H146ZM149 73H151V75L149 74ZM197 73V72H196ZM195 73V74H196ZM217 73V74H216ZM248 73V74H247ZM23 74V73H22ZM80 74V73H79ZM119 74V73H118ZM133 74V75H134ZM142 74H143V76H142ZM17 75V76H18ZM26 75V76H25ZM32 75V74H31ZM30 75V76H31ZM139 75V76H138ZM160 73H159V77H160ZM247 75V76H246ZM22 76V75H21ZM25 76V77H24ZM30 76L28 75V74H24L23 75V78H26L27 77V79H28V77L30 78ZM104 77L105 76H107V75H103ZM137 76L140 78V79H138L137 78ZM141 76V77H140ZM175 76V77H174ZM177 76V77H176ZM200 76V75H199ZM249 76H251V78L249 77ZM118 77H120V76H118ZM134 77V76H133ZM132 77V78H133ZM143 77V78H142ZM154 77H156V78H154ZM163 77V76H162ZM182 77V78H181ZM252 77H253V79H252ZM76 78V77H75ZM90 79H89V86L94 90H91V92H94V93H92L93 94V96L95 97V99H96V101H98V100H100V102H102V99L104 100V98L102 97L103 95L101 94V90H100V88L97 90L98 92H96V86H98V83H97V85H96V79H92V77H89ZM108 78V77H107ZM189 78V79H188ZM209 78V79H208ZM246 78H249L250 80L252 79V81H250V82H252L251 84H250V82H249V79H247V81H246ZM22 79V78H21ZM26 79V80H27ZM72 79H74V78H72ZM163 79V78H162ZM161 78L159 79L158 78V80H162ZM169 79H171V77L169 78ZM179 81H178V80ZM186 79V80H185ZM25 80V81H26ZM130 80H132V79H130ZM157 80V82L158 83H161V82H159ZM165 80V79H164ZM162 81L163 83L162 84H160L161 86L160 87H158L159 89H161L163 92L166 90L165 89V86L167 87L168 85V81L167 82H165V81ZM167 80H168V78H167ZM180 80H181V82H180ZM183 80V81H182ZM188 80V81H187ZM193 80V81H192ZM205 80H206V82H205ZM109 81V82H110ZM134 81V80H133ZM132 81V82H133ZM152 81V82H151ZM185 81V82H184ZM18 82H21V80H19ZM22 82H24V81H22ZM21 82V83H22ZM186 83V84H184V83ZM204 82H205V84L206 85H208V84H213V85H211V86H213V91L216 93L215 95H216V97H218V98H216V97H214V98H210V99H216V102H218L217 103V105L215 106H213L212 105V103H216V102H210L209 101V104H208V100H207V98H206V94H205V96L204 95H202L203 93H204V91H205V89L206 88H209L208 86H205V84H204ZM211 82V83H210ZM246 82H249V83H246ZM134 83V82H133ZM151 83V84H150ZM157 83V84H158ZM165 83H167V84H165ZM172 83V82H171ZM180 83V84H179ZM194 83V84H193ZM208 83V84H207ZM106 84V83H105ZM104 84V86H106ZM150 84V85H149ZM157 84H156V81H155V83H154V85L153 86H157ZM190 84H192V85H190ZM196 84V85H195ZM256 84H258V85H256ZM100 85V84H99ZM129 85H130V81H129ZM129 85H128V88H129ZM133 85H135V84H133ZM149 85V87L150 88H148L147 86ZM159 85V84H158ZM163 85V86H162ZM186 85V86H185ZM21 86V85H20ZM127 86V85H126ZM131 86V85H130ZM139 86V87H138ZM185 86V87H184ZM218 86V87H217ZM112 88V91H110L109 92V90H111V88ZM133 87V86H132ZM133 87V88H134ZM140 87H141V89H140ZM148 88V89H150V90H146V88ZM164 87V88H163ZM181 87H183L182 89H181ZM198 87L200 88H204L205 87V89H201L202 91H200V89L198 90ZM66 88V89H65ZM64 89H62V92H63V90L66 92V90H67V87H65ZM127 88V87H126ZM125 88V89H126ZM177 88H179L180 90L178 91L177 90ZM194 88V89H193ZM255 88H257V89H255ZM79 89L80 90H83V88L81 87V85H80V87H79ZM107 89V88H106ZM132 89V88H131ZM130 89V90H131ZM158 89V90H159ZM163 89H165V90H163ZM212 89H210V90H212ZM218 89V90H217ZM128 90V89H127ZM126 90V91H127ZM133 90V89H132ZM190 90V91H189ZM192 90V91H191ZM195 90V91H194ZM216 90V91H215ZM254 90H256V92L254 91ZM122 91H123V89H122ZM126 91H124V93L126 92ZM133 91H135V90H133ZM135 91V92H136ZM143 91V92H142ZM67 92H69V90H67ZM147 92H149V93H147ZM181 92V93H180ZM212 92V91H211ZM210 92V95H213L214 94V92H212L211 93ZM96 93V94H95ZM120 93H122V92H120ZM127 93V92H126ZM132 93V92H131ZM165 94H166V92H164ZM205 93H207V90L205 91ZM208 93H209V91H208ZM113 94V95H114ZM123 94V93H122ZM151 94H153V98H151V100H150V97H152L151 96ZM193 94H194V96H193ZM202 95V97L200 96V95ZM220 94V95H219ZM253 94L255 95V96H253ZM131 95H133V94H131ZM143 95V96H142ZM150 95V96H149ZM198 95V96H197ZM208 95V94H207ZM214 95V96H215ZM97 96L99 97V98H97ZM120 96V95H119ZM127 95L125 94V96L123 95V97H124V99L123 100H125V102H126V98H128V97H126ZM134 96H135V93H134ZM163 96V95H162ZM162 96H159V97H157L158 99L161 97L162 98ZM189 98H188V97ZM200 96V97H199ZM203 96H204V98H206L205 100H204V98H203ZM258 96V95H257ZM102 99H101V98ZM120 97H122V96H120ZM133 97V96H132ZM142 99H141V98ZM146 97H148L149 99H146ZM173 97H175V96H173ZM176 97H178V96H176ZM175 97V98H176ZM199 97V98H198ZM208 97V96H207ZM210 97V96H209ZM213 97V96H212ZM178 98H181L180 96L178 97ZM203 98V99H202ZM249 98H250V100H249ZM252 98V99H251ZM257 97H255V99H256ZM98 99V100H97ZM146 99V100H145ZM186 99V100H185ZM136 100V99H135ZM143 100H145V101H147V100H149L148 102H144ZM180 100V101H179ZM185 100V101H184ZM137 101V100H136ZM143 101V102H142ZM152 101H153V103H152ZM198 101H199V103H198ZM201 101V102H200ZM215 101V100H214ZM249 101L251 102V103H249ZM99 102V101H98ZM165 103V105H167V106H169V105H171L170 103ZM79 104H80V102H78ZM77 103V106L79 105ZM103 103V102H102ZM194 105H193V104ZM211 103V104H210ZM83 103H81V106H83L82 105ZM104 104V103H103ZM140 104V105H141ZM169 104V105H168ZM190 104H192V106L190 105ZM197 104V105H196ZM207 104V107H206V110H204L205 109V106L204 105H206ZM104 105H106V104H104ZM164 105V106H165ZM184 105H186L185 107L186 108H184ZM188 105V106H187ZM203 107H202V106ZM208 105H212L211 107H213V108H208L209 106ZM249 105H251V107H249ZM80 106V105H79ZM78 106V107H79ZM80 106V107H81ZM148 106V107H147ZM187 107H190V108H187ZM214 107H216V109H218V110H216V111H214ZM147 108V109H146ZM162 110L164 111V108L165 107H163L162 106ZM168 108V107H167ZM177 108H179V107H177ZM202 108H204V109H202ZM87 109V110H86ZM85 109V111H84V113H89L90 112V108H86ZM109 109V108H108ZM111 109V108H110ZM154 109V110H153ZM156 109V110H155ZM166 109V108H165ZM189 109L192 111L191 113H189ZM195 109V110H194ZM199 109H201V110H199ZM212 111L213 110V112H215L216 114L214 115L215 116V119H214V116H213V112H209L210 110ZM248 109H249V111H248ZM252 109V108H251ZM161 110V111H162ZM166 110H170L169 108L168 109H166ZM166 110H165V112H166ZM202 110H204V111H202ZM108 111H111V110H108ZM161 112V113H164V112ZM185 111H187L189 114H185ZM195 111V112H194ZM206 111V112H205ZM217 111H218V113H217ZM177 112H180V113H177ZM186 112V113H187ZM194 112V113H193ZM203 112L206 114L207 112H209L208 114H204V115H201V114H203ZM248 112H250V113H248ZM111 113H112V111H111ZM110 113V114H111ZM114 113V112H113ZM182 113V114H181ZM185 115H184V114ZM201 113V114H200ZM191 114V115H190ZM194 114V115H193ZM212 115L213 117H211V116H209L210 118H212V119H210L209 117H208V115ZM113 116H114V114H112ZM111 115V116H112ZM117 114H115V116H116ZM108 116H110V115H108ZM111 117V118H113V119H110L109 117V121L111 122V123H117L119 120H116L115 119V116L114 117ZM172 116V117H173ZM179 116V115H178ZM191 118V119H193L192 121L188 118ZM192 116V117H191ZM200 116V117H199ZM205 116V117H204ZM206 116H207V118H206ZM218 116V117H217ZM247 118L248 119V121H247V119L245 120V118ZM118 117V115L116 116V118ZM141 117V118H140ZM143 117H149V121H147V119L148 118H146L145 120L143 119ZM151 117H152V122L150 121V119H151ZM159 117V118H160ZM172 117H169L168 116V118H172ZM175 117V118H176ZM240 117H241V119H240ZM174 117H173V122H174V119H175ZM218 118V119H217ZM220 118V119H219ZM223 118V119H222ZM244 118V119H243ZM142 119V120H141ZM177 119H175V120H177ZM184 119V121H187V123H183L182 124V120ZM198 119V120H197ZM240 119V120H239ZM243 119V121L244 122H239V121H241ZM102 121L103 119H99V121ZM130 120L132 121V123H130ZM138 120L140 121L139 123H138ZM160 122H159V121ZM182 122H181V121ZM212 120V121H211ZM215 120V121H214ZM216 120H217V124H215L216 123ZM224 120V121H223ZM146 121V122H145ZM195 121H197V122H195ZM207 121V122H206ZM223 121V122H222ZM228 121H230V122H228ZM104 122V121H103ZM141 122H142V124H144V123H146V124H144V125H142L141 124ZM166 121H164V123H165ZM190 122V124H188ZM248 122L250 123V126H249V124H248ZM251 122H252V119H251ZM134 123V124H133ZM136 123H138V124H141V126L140 125H138L137 126V124ZM208 123H210L211 124V127H209V126H207L208 125ZM215 124V125H219V127L218 126H215V125H212V124ZM222 123H223V125H222ZM242 125H244V127L243 126H241V124ZM246 125H245V124ZM166 124V126H167V123H165ZM180 124H181V126H182V128H181V126H180ZM207 124V125H206ZM164 125V126H163ZM175 125H176V127H175ZM227 125V126H226ZM240 126V128H238L239 126ZM248 125V126H247ZM142 126H145V128L144 127H142ZM220 126H222L221 128H220ZM226 126V128L225 129H223L224 127ZM128 127V128H127ZM140 127L143 129L142 130V132H141V130H140ZM186 127V128H185ZM206 127V128H205ZM209 127V128H208ZM241 127H243V129L241 128ZM176 128H178V130H177V132H176ZM179 128H181V129H179ZM211 128V129H210ZM217 128V129H216ZM249 128H252V129H249ZM127 129H129L128 130V133H127ZM148 131H147V130ZM204 129V130H203ZM209 131H208V130ZM239 129H241V130H239ZM246 129V130H245ZM249 129V130H248ZM120 130V131H121ZM140 130V131H139ZM146 131V133H143V131ZM168 129H166V131H167ZM182 131L183 133H185V134H180L181 132H178V131ZM203 130V131H202ZM215 130V131H214ZM223 130H226V131H223ZM251 130V131H250ZM127 133H125V132ZM151 131H153L152 133L154 134H152V133H150ZM165 131V132H166ZM186 131V132H185ZM189 131V132H188ZM214 131V132H213ZM221 131V132H220ZM243 131H245L246 133L244 134V132ZM139 133V132H141L143 135L141 136V137H144V135H146L145 137H148L149 135L147 134V133H149V134H151L148 138H146L145 139V141L142 139V141L140 140V142H136V141H134L136 138H138V137H136L137 135H135L136 133ZM155 132V133H154ZM168 132V131H167ZM166 132V134H168L169 135V133H167ZM199 132V133H198ZM202 132H204V133H202ZM207 132V133H206ZM220 132V133H219ZM249 132V133H248ZM251 132L253 133V134H251ZM157 133H158V139L161 137V136H163V137H161L160 139L162 140L161 142H160V139H159V141H157V137L155 138V135H157ZM242 133V134H241ZM248 133V134H247ZM126 134V135H125ZM178 134L179 135H181L182 137H180V138H178ZM216 134H218V135H216ZM230 134V135H229ZM125 135V136H124ZM128 135V136H127ZM130 135V136H129ZM187 135V136H186ZM224 135V137H222ZM245 135H250L249 137H250V139L249 140H245L244 138L246 137ZM120 136V137H119ZM135 136V137H134ZM139 136V135H138ZM167 136V135H166ZM165 136V137H166ZM170 136V135H169ZM168 136V137H169ZM189 136H191L190 138H189ZM211 136L213 137V139L211 138ZM221 136V137H220ZM255 136H256V133H255ZM263 136V135H262ZM107 137H108V134H103V136H102V139H100L101 137H98V138H96L93 142H94V152H93V154H92V157H97V156H99L100 155V153L101 152H104V154H107V159L106 160H108V161H110L111 159L110 158H113L111 161H110V163H116V159L119 157H115L112 153L111 154H108V153H110V151H109V149H108V145H109V143H110V141H109V139H107ZM126 137V138H125ZM131 137V138H130ZM201 137H202V139H201ZM203 137H204V140H203ZM221 138V139H219V138ZM135 138V139H134ZM155 138V139H154ZM167 138V137H166ZM175 138H178L177 140L175 139ZM210 138V139H209ZM217 138V139H216ZM225 138V139H224ZM247 138V137H246ZM263 137H261V139H262ZM120 139H122V138H120ZM119 139V140H120ZM128 139H130L129 141H127ZM139 139H140V137H139ZM138 139V140H139ZM165 139V138H164ZM175 139V143H177L175 146H178V147H176L175 148V146L173 145V144H175L174 142H172L173 140ZM188 139H189V141H188ZM201 139V140H200ZM212 139V140H211ZM218 139H219V141H218ZM253 139V140H252ZM184 140H185V142H184ZM216 140V141H215ZM225 140V141H224ZM256 140V141H255ZM114 141V140H113ZM208 141V142H207ZM212 141V142H211ZM249 141V142H248ZM142 142V143H141ZM162 142H164V143H162ZM166 142H167V144H166ZM180 142V143H179ZM210 142V143H209ZM215 142V143H214ZM251 142V143H250ZM261 142V141H260ZM263 142V141H262ZM157 143H159L158 145H157ZM187 143V144H186ZM205 143V144H204ZM208 143V144H207ZM214 143V144H213ZM218 143V144H217ZM248 143V144H247ZM252 143H254V144H252ZM264 143V142H263ZM147 144V145H146ZM161 144V145H160ZM163 144V145H162ZM189 144V145H188ZM217 144V145H216ZM155 145V146H154ZM159 145H160V147H159ZM165 145V146H164ZM210 145V146H209ZM227 145V146H226ZM261 145V146H262ZM129 146V147H128ZM172 146V147H171ZM184 146V147H183ZM186 146V147H185ZM204 146V147H203ZM251 146V147H250ZM118 147V146H117ZM137 147V149H135ZM172 149H171V148ZM147 148H148V150H147ZM149 148H150V150H149ZM167 148H168V150H169V152L170 153H167L166 154V152L168 151L167 150ZM170 148V149H169ZM250 148V149H249ZM260 148V147H259ZM143 150V151H140V150ZM179 149H182V150H180L179 151ZM184 149H186V150H184ZM220 149V150H219ZM161 150V149H160ZM173 150V151H172ZM213 150H215V151H213ZM249 150V151H248ZM4 151V152H3ZM151 151V155H147V154H149V152ZM159 153H162V152H160L159 150H157ZM205 151H207V152H205ZM259 151V152H258ZM10 153V151L8 150V149H6V148H0V153H1V155H0V158H1V161H2V163L4 162V165L6 164H8L9 165V163H10V165L8 166V167H10V171H11V181L12 182H16V181H21V179H26V181L28 180V181H32L33 183H31V184H33V185H35L36 183L38 184V181H39V176H40V174L39 173H37V172H35V171H32V170H29V169H26L25 167H23L24 165L21 163V162H19V161H17V160H15L13 157H12V159H11V157L8 155L9 153ZM148 152V153H147ZM157 152V153H158ZM172 152V153H171ZM176 152H178V153H176ZM180 152V153H179ZM182 152H185L186 154L184 155V156H186V157H184L183 156V154L184 153H182ZM203 152H205V153H203ZM221 152V153H220ZM255 152V153H254ZM258 152V154H256ZM264 152V151H263ZM145 153V154H144ZM152 153H155V154H153L152 155ZM158 153V154H159ZM174 153H175V155H174ZM209 153H210V155H209ZM216 153V154H215ZM235 153V154H234ZM7 154V155H6ZM138 154V155H137ZM165 154H166V158L164 157L165 156ZM173 154V156H171ZM179 154V155H178ZM201 154H202V156H201ZM206 154V155H205ZM224 154V155H223ZM252 156H251V155ZM259 154H261V155H259ZM116 155V154H115ZM168 155V156H167ZM181 155H182V157H181ZM205 155V156H204ZM208 155H209V157H208ZM110 156V157H109ZM141 156H143L144 158L142 159V157ZM147 156H151V157H153V156H155L154 158L155 159H151V157H147ZM176 156H178V157H176ZM207 156V157H206ZM212 156H213V158H212ZM115 157V158H114ZM161 157V156H160ZM159 157V158H160ZM172 157V158H171ZM173 157H176V158H173ZM204 157V158H203ZM210 157L212 158V160H214L215 159V161H211V159H210ZM229 157H230V161H228L227 159H229ZM235 157V158H234ZM148 158V159H147ZM159 158H157V159H159ZM200 158V159H199ZM208 158H209V160H208ZM217 158L220 160H217ZM221 158V159H220ZM250 158V159H249ZM253 158V159H252ZM8 160V161H6V160ZM147 159V160H146ZM171 159V160H170ZM173 159H174V161H173ZM184 159H185V162H184ZM226 159V160H225ZM118 160V159H117ZM6 161V162H5ZM169 161H173L172 163H170V165H169ZM188 162V165H187V167H186V163ZM224 161V162H223ZM226 161V162H225ZM233 161V162H232ZM247 161V162H246ZM253 162V164H252V162ZM9 162V163H8ZM144 162L146 163V165L144 164ZM153 162V163H152ZM157 162L155 163V165H156V167L158 166V164H157ZM182 162H184V164H181ZM216 162V163H215ZM218 162L220 163V164H218ZM232 164H231V163ZM149 163H152V164H149ZM166 163V164H165ZM203 163V164H202ZM210 164V166H209V164ZM230 163V164H229ZM262 163V164H261ZM200 164H201V166H200ZM222 164H224V165H222ZM226 164V165H225ZM228 164V165H227ZM235 164V165H234ZM238 164V165H237ZM251 164V165H250ZM257 164H258V167H257ZM145 165V166H144ZM148 165V166H147ZM166 165H167V167H169L168 169H167V167H166ZM183 165H184V169H183ZM194 166V168H193V166ZM205 165H206V167H205ZM219 165H222V167H220ZM247 167H250V166H253V167H250V171L251 172H249V168H247ZM250 165V166H249ZM259 165H260V167H259ZM261 165H262V167H261ZM99 166H101V164L99 165L97 162H95V164L93 165V168H91L90 169V172H93V173H95L98 169H99ZM154 166V165H153ZM174 166H177V167H175L174 168ZM246 167V168H244V167ZM140 167V168H141ZM173 167V168H172ZM205 167V168H204ZM242 167V168H241ZM257 167V168H256ZM151 168H153L152 166H151ZM154 168H155V166H154ZM160 168H163V166L162 167H160ZM166 168V169H165ZM179 168V169H178ZM238 168H240V169H244L245 170V172L242 174V172H240L241 170H239L238 171ZM19 169V170H18ZM174 169V170H173ZM187 169V170H186ZM190 169H193V170H195L194 172H192L193 170H190ZM204 169V170H203ZM228 169H229V171H230V167H228ZM227 169V170H228ZM252 169V170H251ZM256 169H257V171H256ZM13 170H15V171H13ZM153 170V169H152ZM202 170L203 171H205V172H203L202 173ZM248 172H247V171ZM154 171H156V168H155V170ZM181 172V174H179V175H177L178 173H180ZM189 171V172H188ZM199 171H201V172H199ZM232 171V172H233ZM243 171V170H242ZM261 171V170H260ZM260 171H258L256 174H250V179H252V178H254V179H256V177H258V176H261L260 177V179L262 180L263 179V177H264V172L263 173H261ZM263 171V170H262ZM15 174H14V173ZM153 172V171H152ZM166 172L167 173H169L167 176L165 175L166 174ZM188 172V173H187ZM191 172V173H190ZM231 172V171H230ZM233 172V174H235ZM17 173H21V175L20 174H18V175H16ZM24 173V174H23ZM136 173V172H135ZM135 173L134 172H132V173H130L129 172V174H128V172L126 173V175H130V177H136L137 176V174L138 175H140L139 173H136V175H135ZM154 173H151V174H154ZM177 173V174H176ZM184 173V174H185ZM190 173V174H189ZM22 174H23V176H22ZM170 174H173V175H175V177H176V175L178 176V178L175 180V178H174V176L173 175H170ZM232 174V173H231ZM230 174V175H231ZM236 174L234 175V176H236ZM258 174H260V175H258ZM13 175H15L14 176V178H13ZM158 175L159 176H163V177H161V178H159L158 177ZM182 176V178L184 177L185 179H187V176ZM256 177H255V176ZM18 176V177H17ZM140 176H142V175H140ZM231 176H233V175H231ZM233 176V178L234 179H236L235 177ZM237 176V177H238ZM253 176V177H252ZM22 177V178H21ZM24 177V178H23ZM124 177H128V176H124ZM156 177H157V180H156ZM172 177V178H171ZM227 177H228V175H227ZM226 177V178H227ZM238 177V179H240ZM252 177V178H251ZM17 180H16V179ZM19 178H21L20 180H19ZM87 178V177H86ZM85 178V179H86ZM165 178H167V179H169V180H165ZM183 178V179H184ZM232 178V177H231ZM241 178V179H242ZM14 179V180H13ZM85 179L83 180L84 182H85ZM88 179V178H87ZM128 179V178H127ZM127 179L125 180L126 182H127ZM131 178H129L128 179V182H129V180H130ZM164 179V180H163ZM174 179V180H173ZM183 179H181L182 180V182H184L183 181ZM228 179V178H227ZM230 179V178H229ZM228 179V180H229ZM239 180V182L241 183V182H243L242 180ZM248 179H249V177H248ZM259 179V178H258ZM16 180V181H15ZM89 180L91 181V182H93V184H94V182L95 183H97L96 181H95V179H93L92 178V180H94V181H92L91 179H90V176H89ZM88 180V181H89ZM227 180V181H228ZM232 181H233V179H231ZM264 180V179H263ZM82 181V182H83ZM87 180H86V182H88ZM89 181V184L91 183ZM167 181V182H166ZM170 181V182H169ZM172 181H174V183H172ZM179 181V180H178ZM177 181V182H178ZM230 181V180H229ZM250 181V180H249ZM248 181V183L250 184H252L253 186L255 185V184H253V182L254 181H256V180H251V182H249ZM165 182V183H164ZM238 181H236V183H237ZM239 182H238V184H239ZM243 182V183H244ZM262 182V181H261ZM155 183H157V182H155ZM163 183V184H162ZM171 183L172 184H177L176 185V187H173V186H175V185H171ZM246 183V182H245ZM244 183V184H245ZM88 184V185H89ZM93 184H91V186H93ZM127 184V186H128V183H126ZM262 184H264V182L262 183ZM85 185H86V183H85ZM98 185H100V184H98ZM97 185V186H98ZM124 185V184H123ZM123 185H121V186H123ZM130 185V184H129ZM235 185V184H234ZM233 185V186H234ZM239 185H241V184H239ZM246 186L248 185V184H245ZM244 185V186H245ZM252 185H250V186H252ZM5 186H6V184L4 183H1L0 184V190L2 189V191H0V206H3L4 207V205H6L4 202H6V203H9L10 201L9 200H12L13 198H14V191L13 190H11L10 189V192H9V190H7L9 193L7 194L8 195V197L7 196H5L4 197V193L6 192V191H4V189H5ZM36 186V185H35ZM96 186V184L94 185V187H95V189H96V191H93V188L92 187H87L86 186V189H85V187H84V189L85 190H87V192H85V193H83L82 195H77L78 197H76V198H78L79 200H80V203L82 202V204H81V207L82 206H84L83 208H81L80 207V210H77V209H79L78 207H75L74 206V208L72 207H70L71 209V211H73V213L75 214V212L76 213H78L79 215H83L84 216V214H85V211H86V209L88 208V209H92V211H90V210H88L87 209V211L89 212H87L86 211V213H87V215L88 214H92V212L93 211H95V214H94V212H93V214L92 215H90L91 216V218H94V220L95 221H93V220H91V218H90V216H87L86 215V217L87 218H89L88 220H89V223L91 222V223H95V225H93V226H91V224H90V226H88L89 227V229H86V228H88L87 227V225H86V228H85V226H83L82 227V225L80 224L81 222V219H77L78 217L80 218V216H78L77 218H75V220H76V224H75V226H73L72 228H70V230L72 231V232H74L73 233V237H75V238H80L81 239V235H85L86 236V234H89V235H87L86 237L88 238V240H87V247H86V245H85V242H84V245L82 246V244L81 245H77L79 248L81 247V248H83L84 249V247H85V249H87V250H85L84 249V251H83V249H80L81 251H79V250H77L76 248H74V244H79V242H81V241H79L78 239V241H76V239L74 238V239H72V238H70L69 240H71V241H69L68 239H67V241H68V244L67 245H65V244H63L64 242H67L66 240H64V237L62 236V235H64L63 234V230H61V229H63L62 227H59L60 226V224L61 223H57L56 222V224L55 223H52V224H54L55 225V227L56 226H58V227H56L57 229L58 228H60V230L62 231L61 232V234L59 235H57V234H53L52 236H51V239L52 240H54L55 242L57 241L58 243L57 244H59L60 243V245L62 244V245H64L65 247H66V249H68V250H66L67 251V253H65L64 251H62L61 250V248H59L58 246L57 247H54L53 248V254L51 255V256H49L48 255V257L47 256H45V255H43L42 256V254L40 253V255H38V256H36L35 257V255H37L36 253H38V251H36V250H31L32 251V255L30 254V253H26L27 255H25V256H27V258L25 257V259L24 260H26L25 262H24V264H83V260H85V259H87V258H89L90 257V255H91V259L93 260V258L95 259V257H96V255L95 254H98L101 250V252H102V254H101V252H100V254L101 255H99V257L100 256H103V254H105V253H103L104 252V250L105 249H107L108 247L110 248L109 249V252L106 250L105 252H106V254L105 255H107V256H105V257H107L108 258V256H109V253L111 254V251L110 250H113L114 248H112L111 247V244H110V246H108L107 247V245H106V247L104 248V246H105V243L106 242H108L109 240V238H111L112 237V239L114 238L111 234V232H114L115 234H114V236H116V237H118V239L119 238H123V237H125V236H128L129 235V237L132 239L133 237V239L130 241V238L129 237H125V239H126V241L127 242H129V243H133V245H131V244H129V243H127L126 241V244H128L127 246L129 247V248H127L126 247V245H125V247L128 249V252L129 253H127V254H125V255H127V256H129V257H132V251L135 253V251L132 249V248H137V246H139L140 245V247L138 248V249H140L141 247H142V245H144L145 243L147 244H145L144 246H146V247H143V248H141V249H144L145 250V248L147 249V250H145L143 253H145L146 251H150V249L149 248H151V247H149L148 248V246H150V244L149 243H151V246H153L154 244H153V242L155 243V241H156V243H155V245H157V244H162V241H160L159 242V238H158V240H157V238L155 237L154 238V235H152V233H151V238H154V240L153 239H150V233L147 231V229H145L144 227V225H145V223L144 222H141V220L138 218V216L139 215H137V217L136 216H133L132 215V212H131V216H133V217H136V218H132V219H134V221H133V224H134V222L136 223L135 225H137V226H135V225H133V227H132V225H130L131 227H129L128 228V224H129V220L131 219H129L128 220V218H127V222L126 223H128V224H126L127 225V227H125V225H123L126 229L125 230H127L128 231V235L126 234V235H124L125 234V232H123V231H119V230H117L118 228H117V222L118 221H120L119 219H121V215H123V213H125L124 215H126L127 214V217H128V213L126 212V210L121 214L120 213V216H119V213H117V212H115V213H117L118 214V216L120 217H116L115 215H114V211H116V210H114L113 209V207L110 205V203L109 202H112L111 200L114 198V195H113V193H112V189H110V191H108L107 189H109L108 188V186L105 188L104 187V185L101 187V186H98L97 187ZM236 186V185H235ZM234 186V187H235ZM242 186V185H241ZM246 186L244 187V188H246ZM7 187V186H6ZM126 186H124V188H125ZM236 187H238V188H240V186H236ZM248 187H249V185H248ZM100 188H104V189H106L105 191H103L102 189L100 190ZM129 188H131V187H129ZM238 188H237V192L241 189H239L238 190ZM243 188V189H244ZM252 188V187H251ZM6 189H8V188H6ZM89 189V190H88ZM91 189V190H90ZM99 189V190H98ZM121 189H123L122 187H121ZM143 189V188H142ZM182 189V190H181ZM231 189V188H230ZM236 189V188H235ZM248 189V188H247ZM84 190V191H85ZM125 192H127L125 189H123ZM123 190H121V191H123ZM138 190V189H137ZM137 190H130V192H135V194L138 196V194H140L141 193V195L143 196L142 197V199H143V201H145L146 202V197L148 196V194L147 193H149L148 191H147V189L145 190V192H144V189L143 190H139V191H137ZM263 190H264V187H263ZM90 191H92V192H90ZM98 191V192H97ZM107 191V192H106ZM183 193H182V192ZM187 192H188V190H186ZM242 191V190H241ZM245 191V190H244ZM249 191H251L250 189H249ZM4 192V193H3ZM90 192V193H89ZM94 192V193H93ZM111 192V193H110ZM129 192V193H130ZM136 192H138V193H136ZM144 192V193H143ZM180 192V193H179ZM229 192V191H228ZM253 192V189H252V191H251V193ZM13 193V194H12ZM93 193V194H92ZM109 193V195L111 194V196H109V195H107ZM129 193H127V194H129ZM146 193V195L147 196H145L144 194ZM182 193V194H181ZM227 193V192H226ZM233 193V192H232ZM231 193V194H232ZM240 193V192H239ZM250 193V192H249ZM250 193V194H251ZM262 193V192H261ZM3 194V195H2ZM9 194L10 195H13V196H9ZM72 194V193H71ZM70 194V195H71ZM104 196H103V195ZM131 194V193H130ZM134 194V193H133ZM150 194V193H149ZM187 194V193H186ZM234 194H235V192H234ZM250 194H248L249 196H251ZM262 194H264V193H262ZM85 195V196H84ZM113 195V196H112ZM140 195V196H141ZM178 195V196H177ZM188 195V194H187ZM236 195V194H235ZM234 195V196H235ZM3 198H2V197ZM140 196H138V197H140ZM233 196V195H232ZM11 197H12V199H11ZM73 197H75V196H73ZM108 197H113L112 199H108ZM170 197V198H169ZM224 197V196H223ZM264 197V196H263ZM4 198H10V199H7V201H4ZM141 198V197H140ZM147 198H149V196L147 197ZM172 198V199H171ZM252 198V197H251ZM250 198V199H251ZM135 199V198H134ZM137 199V198H136ZM135 199V200H136ZM142 199H137V203H138V205H140V207H142L141 209H143V208H145L147 211H149V212H152V213H154L155 211H156V203L154 202V201H152V202H154L155 204H153V203H151L152 205H153V207H150L149 206V204L150 203H146V204H148V205H146L143 201H141ZM151 199V198H150ZM149 199V200H150ZM247 199H249V197L247 198ZM263 199V198H262ZM37 199H35V201L34 200H31L32 202L34 201V202H36L35 204H37L38 202H40V204L42 203L41 202V200H37ZM115 200V199H114ZM113 200V202L112 203H114L115 201ZM169 200V201H170ZM188 200V199H187ZM264 200V199H263ZM25 201H28V199L27 200H25ZM24 201V202H25ZM30 201V200H29ZM31 201H30V204L28 203H25V205H21V207L22 206H25V207H22V210H24V209H27V208H30L31 207V209H28V210H30V211H28L27 212V216L24 214V213H22L23 214V216H25L26 217V219L27 220H29L30 218H33V216H31L30 215V218H29V216H28V214H31V213H29V212H31V210H32V215H33V212H35L36 210H38V209H34V211H33V209L32 208H39V207H37L38 206V204L37 205H35L34 203L32 204L31 203ZM138 201H140V203L142 202V203H144L145 204V206H141V204H139V202ZM168 201V202H169ZM189 201V200H188ZM248 201V200H247ZM251 200H249V204L251 203L250 202ZM23 202V203H24ZM84 202V203H83ZM148 202V201H147ZM151 202V201H150ZM187 202V203H186ZM12 203V201L9 203L11 206L10 207H2L3 209H6V211L5 212H7L8 211V209L10 208L11 210L13 209V205L11 204ZM254 204H256V205H259V207H261V209H262V211H263V209L264 208H262V206L264 207V205H261V203L263 204L264 202L262 201L261 202V200H260V203H256V202H253ZM4 204V205H3ZM254 204L253 205H249V207H247L246 209H247V211H250L253 207H254ZM155 205V206H154ZM9 206V205H8ZM34 206V207H33ZM114 206H115V204H114ZM127 206V205H126ZM12 207V208H11ZM27 207V208H26ZM40 207H42V204L40 205ZM94 207H97L98 208V210L96 209V210H93V209H95ZM125 207V206H124ZM128 207V206H127ZM139 207V208H140ZM156 207V208H155ZM257 207V206H256ZM1 208V209H2ZM8 208V209H7ZM86 208V209H85ZM114 208H117L116 206L114 207ZM122 208V207H121ZM120 208V209H121ZM0 209V210H1ZM3 209L0 211L1 213H0V217H2V215H3V217L2 218H0V234L2 235V236H0V240H1V238H2V242L0 241V253L1 254H3L4 256L3 257H8L9 258V260H12L10 263L11 264H16L17 263V258H18V256H19V258H18V260H20V259H22V258H20V257H24V256H22L23 254H22V251L21 250H27V249H25V248H28V246L30 247V245H31V247L34 245V244H32V243H35V244H37L38 242H40L39 240L40 239H42V238H39V237H42V236H40V234L42 235V233L40 232L41 230L40 229H42V230H44V229H46V231L45 232H48L47 230H48V227H50L49 225H48V227H47V225L45 224H41V226H42V228H40L41 226H39V230H38V225H40L39 224V222L41 223V221H36L37 219H38V216L36 215V216H34L35 218H37L36 220H35V222H37L36 224H35V226L33 225L32 227H29V226H26L25 228H27L25 231H23L24 230V228H23V230H21L20 231V229L21 228H19V229H17L18 227H17V225H16V230L17 231H19L21 234H23V236L25 237V240L23 239V237H22V235H21V238H20V236H17V235H20L18 232H17V234H16V232H15V234L16 235H14V232L13 231H16L15 230V228H13V226L15 227V224H19V223H16V220H18L17 218H20V216H16L15 217V215L13 214L14 212H13V210H12V212L10 213V210L7 212V213H5L4 211H3ZM21 208H19V213H20V211H22V210H20ZM42 209V208H41ZM40 208H39V211L41 210ZM120 209H118L117 208V211L119 212V210ZM124 209V208H123ZM122 209V210H123ZM179 209V210H178ZM254 209V208H253ZM257 209V208H256ZM127 210H129V209H127ZM132 210V209H131ZM130 210V211H131ZM15 211V210H14ZM26 211L27 210H25V213H26ZM38 211V212H39ZM129 211V212H130ZM261 210H260V216H262L261 215V212H262ZM82 212H84V214L82 213ZM120 212H121V210H120ZM177 212V213H178ZM218 212H220V209H219V211ZM8 213H10L9 215L12 217V214L14 215L12 218H11V220H10V218H8ZM37 213V211L35 212V214ZM70 213H72V212H70ZM73 213H72V215H73ZM173 213V212H172ZM179 213V215H175V216H178V217H176V218H179V220H181L182 218V213L180 214ZM184 213V212H183ZM186 213V212H185ZM184 213V214H185ZM215 213V212H214ZM224 212H222V214H223ZM263 213V216H264V212H262ZM21 214V213H20ZM19 214V215H20ZM22 214H21V219L23 218L22 217ZM34 214V215H35ZM116 214V215H117ZM176 214V213H175ZM183 214V215H184ZM225 215H228V214H226V213H224ZM222 215V216H224V217H222V218H224V219H222V221H226V219H228L229 217H230V215L228 216V218H226V216L225 215ZM123 215V216H124ZM134 215H136L135 213H134ZM219 215H221V214H218V216ZM9 216V217H10ZM74 216V215H73ZM76 216V215H75ZM94 216V217H93ZM99 216V217H98ZM216 216V215H215ZM214 215L212 216V218L214 219V217H215ZM187 217V215L185 214V217H184V219ZM234 217V216H233ZM236 217V216H235ZM241 217V216H240ZM237 218V219H233L232 217H230L233 221L235 220L236 222H237V225H236V223L235 222H233V221H231V219L230 220H227L228 222H226L225 223V225L220 221V218L221 217H218V220L221 222V224H223V225H221V226H223V232H224V230L227 232V230L225 229V227H226V224H228L229 222H230V224H231V226L233 227L234 225H236V228H235V226L232 228L231 226V229H228V227H229V225H227V229L228 230H234V228H235V230H242V229H245L246 230V228H247V226L245 225H243V220H245L246 221V218H244L245 217V214H244V216L242 215V217L244 218H242V220H241V218ZM86 218V219H87ZM102 218V219H101ZM107 218V219H106ZM115 218H118V219H116L115 220ZM175 218V219H176ZM203 218V217H202ZM212 218H210L209 220H211ZM263 218V217H262ZM34 219V218H33ZM83 219V218H82ZM99 219V220H98ZM106 221H108L110 224L109 225H106L105 224V222H104V220ZM123 219V218H122ZM125 219V218H124ZM123 219V223H124V221L126 220H124ZM174 219V220H175ZM184 219L183 220H181V224H183V221H184ZM212 219V220H213ZM216 219V218H215ZM5 220V221H4ZM9 220V221H8ZM14 220V222H12ZM31 220V219H30ZM29 220V221H30ZM40 220V219H39ZM118 220V221H117ZM136 220V221H135ZM138 220H140L139 222H138ZM177 220V219H176ZM179 220H177L178 222H177V224H176V221L174 222H172V223H174L175 225H177L176 227L175 226H173V228L171 227V229H176L177 227H178V225L180 224L179 222ZM199 220H201V222H202V219H199ZM209 220H208V222H206L208 225H210V224H212V228L209 226V229L211 228V230H212V234H214V227L217 225H215L214 223L217 221L218 222V220L216 219V221L215 222H213V221H210L211 223L209 224ZM237 220H239V222L237 221ZM240 220H241V223H240ZM264 220V219H263ZM263 220H262V222H263ZM18 221H20V219L18 220ZM32 221H34V220H32ZM117 221V222H116ZM143 221V220H142ZM203 221H204V223H202V225H205L206 223H205V221H207V219H204L203 218ZM1 222H3V223H1ZM9 222H11V224L12 223H14L13 225H12V227H11V229H12V231H10V230H8L7 231V228L5 227L6 226V224L8 223L9 224ZM79 222V223H78ZM120 222H122V221H120ZM200 222V221H199ZM213 222V223H212ZM219 222V223H220ZM234 223L233 225H232V223ZM6 223V224H5ZM107 223V222H106ZM218 223V224H219ZM245 223V222H244ZM38 224V225H37ZM49 224V223H48ZM80 224V225H79ZM102 224V227H105L104 229L106 230V228H108V230H102L103 228H101L100 229V225ZM108 224V223H107ZM144 224V225H143ZM238 224H239V226H238ZM242 224V225H241ZM259 224V223H258ZM46 227H44V226ZM79 225V226H78ZM89 225V224H88ZM104 225V226H103ZM173 225V224H172ZM202 225H200V226H202ZM260 225V224H259ZM262 225V224H261ZM37 226V227H36ZM52 226V225H51ZM63 226V225H62ZM94 226H95V228L97 229H95L94 228ZM100 226V227H99ZM181 226V225H180ZM179 226V227H180ZM214 226V227H213ZM221 226L220 225H217L216 227H220L221 228ZM258 226V225H257ZM34 227V228H33ZM36 227V228H35ZM115 227L117 228V229H115ZM142 227V228H141ZM182 227V226H181ZM180 227V228H181ZM203 227H206V228H208L207 227V225L206 226H203ZM216 227H215V231L217 230L216 229ZM229 227V228H230ZM238 227V228H237ZM260 227H262V226H260ZM5 229V231H4V229ZM32 228V229H31ZM66 228V227H65ZM65 228H64V230H65ZM84 228L86 229V231L84 230ZM92 228H94L93 230H92ZM98 228H99V230H98ZM180 228H178V229H180ZM206 228H205V231H206ZM239 228H241V229H239ZM14 229V230H13ZM50 229V228H49ZM74 229V230H73ZM92 231H94V232H92ZM129 229V230H128ZM167 230H168V228H166ZM170 229V227H169V230H171ZM178 229L176 230V232L178 231ZM208 229V230H209ZM262 229V228H261ZM28 230V231H27ZM33 230V231H32ZM59 230V229H58ZM96 230V231H95ZM112 230V231H111ZM123 230V229H122ZM132 230V231H131ZM138 230H139V232H138ZM203 230V229H202ZM211 230H209V232L211 231ZM29 231H31V232H29ZM35 231V232H34ZM81 231V232H80ZM85 231V232H84ZM99 231V232H98ZM131 231V232H130ZM175 231V230H174ZM204 231V230H203ZM205 231L204 232H202V233H205ZM218 233H216V234H219V228H218ZM232 231H230V233L232 232ZM5 233V235H4V233ZM7 232H8V234H9V232H10V238H9V235L7 234ZM11 232H13V233H11ZM24 232V233H23ZM91 232V233H90ZM104 232V233H103ZM226 232H224L225 234H226ZM234 232V231H233ZM232 232V233H233ZM28 233V234H27ZM30 233V234H29ZM33 233V234H32ZM85 233V234H84ZM93 233V234H92ZM103 233V234H102ZM105 233L108 235V236H106L105 235ZM147 233H149V235L147 234ZM11 234H13V235H11ZM137 234V235H136ZM146 234V235H145ZM208 234V233H207ZM207 234L205 235V237L207 236ZM210 234H211V232H210ZM225 234H223L222 233V228L220 229V234L218 235L219 237H221V236H225ZM29 235H31L30 237H29ZM93 235V236H92ZM95 235V236H94ZM105 235V236H104ZM124 235V236H123ZM134 235V236H133ZM178 235V234H177ZM227 235V237H229V235H228V233L226 234ZM7 236V237H6ZM17 236V237H16ZM29 237V240H28V237ZM32 236H34V238L35 239H37V240H34V242H32ZM37 236V237H36ZM55 236V237H54ZM89 236H91V238L92 237H95V239L94 240H96V241H100V243L101 242H103V241H105L106 240V242H103V243H101V244H104L103 246L101 245V246H99V248L97 249V251H96V248L94 249V251H96V253L95 252H93V251H91V250H88V247L89 248H91L92 250H93V248L92 247H90L89 245H90V241H89ZM109 236H111V237H109ZM135 236H139V239H137V241L135 240ZM179 236V235H178ZM214 236H216L215 234L214 235H212V236H210L209 237V239H208V237H207V239L210 241H208L209 243L208 244H210V243H212V241H213V243H214V241H215V237ZM218 236H216V237H218ZM6 237V238H5ZM12 237H14L15 239H13V241L12 242H14V243H8L7 244V242H10L11 240H12ZM19 237V238H18ZM61 237H63V239H61ZM103 237V238H102ZM107 238V237H109L108 239H105V238ZM17 238V239H16ZM33 238V239H34ZM97 238V239H96ZM127 238H128V240H127ZM176 237L174 236V239H172V240H174L173 242L174 243H178V239L180 238H176ZM211 238H213V239H211ZM225 239H226V236L224 237ZM224 238H222V241H220L219 239H216V241H215V245H219L220 243H218V244H216L217 243V240H219V242H221V243H223V240H224ZM9 239V240H8ZM55 239H57V240H55ZM114 239H116V238H114ZM113 239V241H115ZM116 240V241H119V240ZM181 239V238H180ZM179 239V240H180ZM207 239H205L206 241H207ZM228 239V238H227ZM6 240H8V241H6ZM15 240V241H14ZM21 240V241H20ZM22 240H24L27 244L29 243V245L27 246V247H23V244H25L24 242H22ZM62 240H64V242L62 241ZM103 240V241H102ZM108 240V241H107ZM124 240V239H123ZM153 240V241H152ZM161 240V239H160ZM28 241V242H27ZM38 241V242H37ZM77 242V243H74L73 244V242ZM113 241H112V245L114 244L113 243ZM120 241H121V239H120ZM175 241H177V242H175ZM32 242V243H31ZM37 242V243H36ZM63 242V243H62ZM70 242V243H69ZM89 242V243H88ZM110 242V241H109ZM108 242V243H109ZM123 242V241H122ZM121 242V243H122ZM137 242V243H136ZM21 243H23V244H21ZM99 243V242H98ZM111 243V242H110ZM116 243V242H115ZM134 243H136V244H134ZM5 244H6V247H4L5 246ZM20 244V245H19ZM107 244V243H106ZM139 244V245H138ZM142 244V245H141ZM206 245V247L207 246H210V249H209V247H208V249L209 250H212L211 248L213 247V244H210V245ZM14 245V246H13ZM18 245V246H17ZM73 247H72V246ZM100 245V244H99ZM109 245V244H108ZM115 245V244H114ZM123 245V244H122ZM123 245V246H124ZM136 245V246H135ZM21 246V247H20ZM76 246V245H75ZM76 246V247H77ZM119 246V243H117V246L115 247V246H113V247H115V249L117 248ZM220 248H222V244H220ZM2 247H4V249L2 248ZM24 249H23V248ZM101 247H102V249H101ZM205 247V248H206ZM6 248V249H5ZM15 248H16V250H15ZM22 248V249H21ZM57 248V249H56ZM78 248V249H79ZM112 248V249H111ZM118 248H120V247H118ZM215 248V249H214ZM219 248V246H217V247H213V251H208V252H213V253H210L211 254V259L213 260V258H216V256L215 255H217L218 254V252H220V251H218L217 252V254H216V251H217V249L219 250L220 249ZM1 249H3L2 250V252H1ZM10 249V250H9ZM12 249V250H11ZM98 250H100L99 252H98ZM119 250V249H118ZM132 250V251H131ZM13 252V256H12V254H11V252ZM21 251V252H20ZM52 251L51 252H49V253H52ZM93 252V253H89V252ZM116 251V250H115ZM114 251V252H115ZM139 251V250H138ZM138 251H137V253H138ZM142 251V250H141ZM140 251V252H141ZM149 251H148V253H149ZM206 253L205 254H207L208 252H207V250L205 249L204 250ZM9 252H10V254H9ZM83 252H86V254L87 255H85ZM88 252V253H87ZM98 252V253H97ZM117 252V251H116ZM121 252H122V250H121ZM113 253V252H112ZM125 253V252H124ZM142 252H141V254L144 256V254H143ZM18 254V255H17ZM22 254V255H21ZM39 254V253H38ZM66 254H67V256H66ZM90 254V255H89ZM95 255V257H93L92 258V256L93 255ZM118 254H120L119 252H118ZM115 255L116 256V258L118 257V256H120V259H116V261L118 262L119 260V262H121V263H118V264H129L130 262H128L127 260H126V258H124V256H121V254L120 255ZM130 254H131V256H130ZM140 253L138 254V255H141ZM151 254V253H150ZM149 254V255H150ZM212 254H214L213 256H212ZM220 254V253H219ZM9 255V256H8ZM15 255H16V257H15ZM28 255H31L30 257L28 256ZM89 255V257H87ZM112 255V254H111ZM123 255V254H122ZM135 255V254H134ZM148 254H146L144 257V259L142 260V262L140 263V264H153V262H154V264L156 263V261H158V263H161V260H160V258H157L156 256H149ZM40 256V257H39ZM53 256V257H52ZM113 256H114V253H113ZM43 257V258H42ZM46 259H45V258ZM98 257V256H97ZM97 257H96V259H97ZM136 257H137V255H136ZM140 257H142V256H140ZM149 257V258H148ZM207 257H209V256H207ZM13 258V259H12ZM122 258H124V259H122ZM147 258H148V260H147ZM22 259V260H23ZM38 259V260H37ZM44 259V260H43ZM90 259V260H91ZM98 259H100V258H98ZM97 259V260H98ZM106 259V258H105ZM104 259V257H103V259L102 260H104V261H106ZM136 259H139V257H137ZM135 259V261H137ZM152 260V262H151V260ZM157 259H159V260H157ZM14 260V261H13ZM16 260V261H15ZM33 260V261H32ZM125 260H126V262H125ZM134 260V259H133ZM211 260V261H212ZM21 261V260H20ZM20 261H18V262H20ZM28 261V262H27ZM83 261V262H82ZM103 261V262H104ZM111 262L113 261L112 259L110 260ZM140 261H141V259H140ZM214 261V260H213ZM212 261V263L213 264H215V261L213 262ZM16 262V263H15ZM37 262V263H36ZM81 262V263H80ZM107 262H109V261H107ZM128 262V263H127ZM145 262H149V263H145ZM208 262H210L209 260H208ZM21 263V262H20ZM20 263H17V264H20ZM116 263V262H115ZM137 263V262H136ZM135 263V264H136ZM157 263V264H158ZM21 264H23V262L21 263ZM117 264V263H116Z\"/></svg>", "mask_w": 264, "mask_h": 264}, {"label": "snow or ice", "instance_id": "obj_3", "mask_svg": "<svg viewBox=\"0 0 264 264\" xmlns=\"http://www.w3.org/2000/svg\"><path fill=\"white\" fill-rule=\"evenodd\" d=\"M66 7H71V5L70 4H67V5H65ZM7 134V132L5 133V135ZM165 251H167V249H165Z\"/></svg>", "mask_w": 264, "mask_h": 264}]
</instances>
